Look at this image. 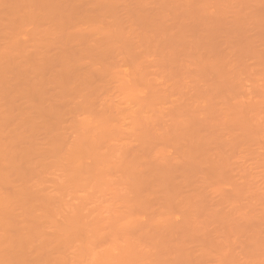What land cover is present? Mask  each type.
Masks as SVG:
<instances>
[{
  "label": "rangeland",
  "instance_id": "1",
  "mask_svg": "<svg viewBox=\"0 0 264 264\" xmlns=\"http://www.w3.org/2000/svg\"><path fill=\"white\" fill-rule=\"evenodd\" d=\"M51 1L52 2L53 1L59 2L60 0H0V29H1V32H0V54H1V56H0V95L4 94V96H5L7 94L6 97H4L3 95L2 96L5 98V101H8L9 99L7 97H9V94L11 93L13 95V97L11 96V94H10V97H12V98L15 97L14 98L15 100L11 99L9 97L11 99L10 100L11 102H12V100H14L13 106L17 104V103L15 104L14 102H18V100H19V104H18L19 106L16 105V107L18 109L15 106L14 107L12 106V108H13V110H12V108L10 106L11 109L9 111L8 105L7 106L5 105L6 107H4V105H3L4 98L3 99L0 98L1 101H3V103L0 101V105L2 104L1 105L2 107L0 106V109L3 110L4 108L8 107L7 111H6V109H4L5 112H4V110L3 111L0 110V116H1L0 120L2 119L1 120L2 122H0V146L1 145H3V147L5 146V148H2V146L0 147V149L2 148L4 150L3 151L1 149L0 154L3 155L2 153H5V155H6L9 151L11 152L12 150H13L12 152H15L14 148H13L15 146H17L15 148L19 149L18 151H20V152H18L15 149L16 153H19V155L22 154L19 157L18 154L15 155L16 153L13 154L12 152L10 154V152H9V154L7 156H5V157L3 156L4 158L2 156H1L2 158L0 157V251L2 250L3 246L4 247L6 246L2 250V253L0 252V257L5 259V256H7L9 258L10 254H11V253H9V251H10L9 249H11V248L13 249L15 247L16 248L15 251H13L14 249L13 250L11 249V252L12 251L13 252L10 256L11 257L10 260L5 259V262L7 261L8 264L11 263L10 261H12L11 264H19V263L21 264V262H19L21 260L23 261L22 262L23 264H26V263L27 264H60V263L61 264L62 263L63 264H101V263L105 264L107 261H108V263H106V264H117L118 262H121L120 264H133L131 262H135V263L137 262L138 264H146V263L147 264H264V165H262L264 162V154H263L264 153V149H263V147H264V144H263L264 143V110H261V109H264V106H262L264 104V86H263L264 77L263 78L259 77V78H262L261 79L262 81L258 78V76H260V75L262 76V74H261L262 72L264 74V67L263 68L260 67L263 71L258 67L259 63L261 64V66H264V62H263L264 57H262V56H264V53L262 52V51H264V46H261V43L264 42V40H263L264 39V24L262 25V23H264V0H212V1L211 0H171V1L161 0L163 2L168 1L167 5L165 4V2L163 3L160 0L159 1L158 0H156V1L155 0H122V1L121 0H119V1L113 0V1H111V2L115 3V4L112 3L113 6L111 5L110 0L109 1L105 0L106 2L102 1V3L104 2L103 4H99V2H101L100 0H82V1H80V0H67L68 2L66 0H64V1L61 0L59 3H64V5H66L64 7H66V8H63V6H62L63 4L62 5L58 4V2H54L55 3L54 4ZM116 1L119 4H117ZM81 2H83V3H81ZM85 2H86V4H88L90 2L91 7H90V3L87 7ZM108 2H110V4ZM120 2H122L124 5L120 6ZM170 2H171V4H170ZM107 3L112 7L108 6ZM160 3L162 5L165 4L164 7L161 6ZM193 3H195V4H193ZM51 4H52V7H51ZM176 4H179V5H176ZM198 4L200 7L198 6ZM203 4H205L206 6ZM46 5H47V7H46ZM55 5H58V6L61 5L62 7L60 6L58 8V6H57V9H59L57 11ZM99 5L101 6V8H100L101 10L99 9V7H100ZM103 5H106V6H103ZM139 5H142V6L140 7ZM201 5H203V6H201ZM72 6H74V7L72 8ZM169 6H170V9H169ZM43 7L45 8V10ZM75 7L76 8L78 7L81 10L78 8H77L78 10H76ZM103 7L104 8L106 7V9H104ZM142 7L143 8L145 7L144 10ZM171 7L173 9H171ZM187 7H188V9H187ZM203 7H205V9ZM52 8H54L55 10L52 11ZM70 8L74 9L75 11H72V9L70 10ZM109 8H110V12L106 13L107 10L109 11ZM111 8H112V12H111ZM165 8H167L168 10ZM174 8H178V9H174ZM181 8H183V9H181ZM46 9L50 10V12H47L48 10L46 11ZM63 9H64V11H63ZM66 9L68 12L70 11L69 13L67 12L68 14H65ZM82 9H84V10H82ZM138 9H140V10H138ZM196 9H197V12L200 11V14L202 15L201 17L199 16L201 19V22L207 23V24L205 23L206 26L208 25L207 28H206V26H204L205 25L204 23L200 24V19L198 20L199 13L194 12V11H196ZM113 10H114V13H113ZM154 10H156V11H154ZM170 10H172L173 12H175L174 10H176V12H175L176 15H173V13H171L172 11L170 12ZM204 10L206 13L204 12ZM56 11L57 12L60 11L59 12L60 14L58 13V16H57V13H55ZM85 11H89L88 14H86L87 12L85 13ZM180 11H181V13H180ZM46 12H47V14L50 13L49 17L52 16L54 18L51 17L49 19ZM77 12H79L78 13L79 15L77 14ZM103 12H105V13H103ZM52 13H55V15H52ZM184 13H186V14H184ZM193 13L198 14V15H195ZM61 14L64 15V17H65L64 20H62L64 17H61L62 16ZM80 14L82 17L80 16ZM179 14L184 16V17L181 16V20H180V18H178V16L180 17ZM224 14L225 15L227 14L228 18L223 17ZM59 15H61V16L59 17ZM204 15L205 16L208 15V18L206 16V20L208 22L204 20V18H205ZM239 15H240V17H238ZM44 16H46L47 18L45 17V19H44ZM85 16L89 17V18H84ZM176 16H177V18H176ZM56 17H58V18L55 19ZM221 17H223L224 20ZM235 17H236V19H235ZM59 18H62V19L59 20ZM218 18H219V20L217 21ZM225 18H226V20H225ZM261 18H263V20H261ZM48 19L50 22L48 21ZM71 19H73V20H71ZM85 19H89L90 21L85 23V21H84ZM233 19H235V20H233ZM98 20H99V22L105 21L106 25L104 24V22L102 23V25H101V22L98 24ZM173 20H175V21H173ZM214 20H216V21H214ZM95 21H97V23ZM115 21L117 23H115ZM226 21H228V22H226ZM235 21L238 22L239 28L237 26V22H235ZM48 22L50 23L49 26L47 25L49 29L47 27L45 29L44 26H46V23H48ZM69 22L71 23V25L68 27L66 24L69 25L70 24ZM94 22H95V24H94ZM184 22L187 24H185ZM18 23L19 24L22 23V25L18 26L19 25ZM196 23L200 24V25H197ZM226 23H228V25ZM234 23H236V24H234ZM74 24H76L74 29L78 30V31L76 30V34L80 33V35L74 34L76 39L79 38L78 41L75 39L76 45H75V41L73 40L74 36L72 34H71L72 36L70 35V33H73L70 30L73 31L72 28L74 27L73 26ZM143 24L144 25L147 24V25L144 26ZM212 24H214V25L216 24L217 27H215L216 25L214 26ZM172 25H175V26H172ZM188 25H190V27ZM193 25L196 29L198 27V29L197 30L195 29V31L197 33H199V35L194 31V27H192ZM220 25H222V26H220ZM223 25L224 26L226 25L225 26L226 28ZM229 25L230 26L235 25V28H237V30L235 28H233L234 26L231 28L235 29V31L231 30ZM71 26H72V28H71ZM116 26L119 28H116ZM201 26L204 29L205 28L206 29L202 30ZM212 26L215 27L217 29V31H216V29H213ZM219 26L223 29L224 32L221 30V28H219ZM242 26H245V28ZM56 27H58V29H59L58 32L60 31L59 34H57L58 33L57 30L54 29ZM114 28H116L117 30H115ZM246 28H247V30L244 31ZM47 29H48V32L46 31ZM52 29H54V30H52ZM179 29H181L182 31H179ZM207 29H209V30H207ZM224 29H226V30L228 29L227 32H225L226 30H224ZM239 29H241V31H242V32H240V33H242L241 37L239 34H236ZM37 30H39V31H37ZM49 30L51 32H54V31L55 32L49 34V32H50ZM66 30H67V32L69 30V32H68L69 38H67V39H66V37H68V36H67V33L65 32ZM154 30H155V32H154ZM213 30H214V32H213ZM41 31H43V32H41ZM231 31H234L233 32L234 34ZM39 32L41 34L44 32L45 33L43 35H41ZM216 32H218V33H216ZM228 32H231V34H229ZM74 33H75V31H74ZM210 34H211L212 38L209 37ZM216 34H219L220 36L216 37V36H218ZM225 34H226V37H225ZM246 34L249 35L251 38L249 36H247ZM62 35H64V37ZM180 35L182 36V38H180L181 37ZM237 35L239 38L237 37ZM243 35L244 36L246 35V37H249V38H247V39H249V41H246L247 39L244 38ZM146 36L148 39L146 38ZM44 37H46V38L43 39ZM213 37L215 39L217 38V40H214ZM231 37H235V40ZM242 37L244 38L243 41H245L246 43H244L242 41V39H243ZM149 38L151 39L150 41H149ZM252 38L254 39V41H252L253 40ZM145 39H147V40H145ZM218 39H220V40H218ZM238 39H240V40L238 41ZM3 40H4V42L6 40H8V41H6L4 43ZM66 40H67V42L69 40L70 41L68 42L67 45H64V48L67 49V47H68V49H70L71 52L73 49V47H71V46L73 44L77 47H79L81 45L79 47L80 51H78L79 48L76 47L78 50L76 48H74L77 50L75 55H74L75 50H74V53L71 54L70 51H68V49H67V53H69V55L71 54V57H74V59H76V60H78V58L81 57L80 54H84V56L83 55L82 56L84 58L86 57L85 60L83 57H81V58L83 59V61H85L84 63L87 62L86 65H88L90 63L87 67L84 66L85 64L83 65V67H81V63H80L81 58H80V62H79L80 64H78V62H76L77 64L74 62L75 63L74 65L69 64L70 60H71L70 63H73V61H72L73 59H70L71 57L69 55L68 56L70 58H67L68 56H67L65 49H62V48L59 49L58 48L59 45L60 46L63 45V42H66ZM182 40H184V43H182L183 42ZM197 40H198V42H197ZM146 41H148V42H146ZM160 41H161V43H160ZM199 41L201 42V44ZM212 41L216 42L214 44V48L217 51L213 48ZM240 41H241V43H239ZM7 42L9 43V45H11L10 47H8L9 45H7ZM47 42H48V45L50 44L49 46L47 45ZM170 42H171V44H170ZM219 42H221V43H219ZM247 42L248 43L251 42V45H249L250 43L248 44L250 47V50L248 49L249 47L247 46ZM71 43H73V44L70 46L69 44H71ZM108 43H110V44H108ZM189 43L191 46L189 45ZM217 43H218V45L220 44V46H216ZM237 43H239V44H237ZM243 43H244V45H243ZM51 44L54 46H56L55 44H58L57 45L58 47L56 48L57 53H54L55 48H54V46H51ZM107 44L109 45L107 47V49H108V52L110 54V55L108 54V56L110 57L114 53H116V55H117V56L113 55L114 58L110 61L107 60V59H109V57L106 56L107 49L105 47L107 46ZM150 44H151V46H150ZM209 44H211L210 47H209ZM221 44H222V46H221ZM4 45H6V46H4ZM236 45H238V46H236ZM245 45H246V48L244 47ZM262 45H264V43H262ZM15 46H17V48H14ZM94 46L95 47L97 46L96 48L100 47V48H102V50L105 49L106 52H105V50L102 52L103 53L105 52L104 55L106 57L99 55V54H101V55L103 54V53L99 52V50H100L99 48H98L99 50L97 49L96 51L95 50L92 51ZM251 46H252V50L253 49L255 50V51L253 50L254 52L251 50ZM25 47H27V48H25ZM145 47L147 49V52L145 50ZM217 47H219L220 49ZM109 48H111L110 50L113 52V54L110 53ZM14 49H16V50H14ZM81 49H82V52H81ZM192 49H194L195 51ZM22 50H23V52H22ZM58 50H60V52ZM129 50L132 51V55H133V52H136L135 53L136 56L138 53V62H137L138 66H134V68H133V69H135V67L138 68V70L136 69L138 75H135V76H134L135 73H133V74L131 73L133 70V69H131L132 64H133V62H131V61L133 58L130 59L129 56L131 54L128 53ZM237 50H238V53H237ZM50 51H52V52H50ZM91 51H92L91 56H93L92 61L91 62L86 61L87 58H90L86 54L90 55ZM94 51L95 52L98 51V54L95 53ZM213 51H216V52H213ZM250 51H252V52L249 53ZM257 51L263 55H261L260 53H257ZM13 52H14V54H13ZM58 52H59V54H58ZM87 52H90V53H87ZM231 52H232V54H230ZM21 53L24 55H22ZM62 53L66 54V55H63ZM220 53L222 54V57H221ZM252 53H254V54H252ZM2 54L5 55L4 59H3ZM57 54L60 57L66 56L64 58L61 57V59L63 61L61 59H59V60H61L62 62H65L66 64L68 63L67 65H70V66H68V67H67V65L62 66V65H64V63L59 65V63H62V62L61 61L59 62V60H58V62H59L58 63L57 59L55 61V58H59ZM235 54H237V55L239 54L238 57L240 56V54L243 56H240L239 57L240 59H239L238 57H236L237 55H235ZM246 54H248V56H246V58H248V59L244 58ZM258 54H259V57H258ZM18 55H19V57H18ZM56 55H57V57H56ZM199 55L201 58L199 57ZM216 55H218V56L216 57ZM148 56H150V57H148ZM224 56H226V59ZM255 56H256V58H255ZM229 57H231V60H233V61L229 60ZM1 58L4 60V63H1L2 62ZM5 58L10 59V60H6ZM104 58H107V59H104ZM111 58L112 57H110V59ZM227 58H228V60H227ZM232 58H235V59L238 58L237 62L238 63L241 62V63H239L240 67L238 65H236L237 64L236 60L234 61V59H232ZM66 59L68 60V62ZM157 59H159V60H157ZM251 59H252V61H250ZM255 59H257L260 62H258ZM259 59H261V60H259ZM90 60H91V58H90ZM106 60L109 62H107ZM156 60L159 62H156ZM171 60L174 62H172ZM216 60H218V61L216 62ZM247 60H249L252 63L249 62L250 63L249 64L248 62H246ZM5 61H7L8 63L10 62V64H8ZM223 61H225L224 62L225 64L223 63ZM229 61H231L234 64H232L231 62L229 63ZM254 61L257 62L256 65H255ZM140 62H142V63H140ZM147 62L150 63L151 65L148 64ZM176 62L178 65L176 64ZM214 62H216V63L219 62V65L214 63ZM5 63H7V64H5ZM139 63L141 64V66H139L140 65ZM210 63H212L211 66L214 65V67H211ZM221 63H223V65ZM240 64H242V66L244 64H247V65H245V66H247V68L242 67ZM251 64H253L254 67L256 66V68H254ZM76 65H78L76 67L77 70H75V67H74ZM147 65H149V66H147ZM155 65H156V67H155ZM162 65H163V67H162ZM217 65H218V67H217ZM220 65H221V67H220ZM235 65H236V67H235ZM152 66H154V67H152ZM164 66H166V67H164ZM223 66H224V68H223ZM158 67H161L160 68L161 71L159 70V72H157L159 69ZM202 67L204 69H202ZM28 69H29V71H31V70L32 71L29 72ZM38 69H40L39 72H37ZM200 69H202V70H200ZM256 69H258V70H256ZM79 70L82 74H78V73H80ZM136 70H135V72H136ZM19 71L22 72V74L20 76H19V74H20ZM23 71H25V72H23ZM34 71H36L35 75H34ZM41 71L43 74L40 73ZM207 71L209 73V76H208V73L206 74ZM232 71H233V73H232ZM254 71L255 72L258 71L256 73V75H255ZM260 71H262V72H260ZM15 72L18 74H16ZM56 72H58V73H56ZM162 72L164 75L160 76V74H162ZM201 72H204V73H201ZM245 72H246V74H245ZM250 72H251V74L253 73L254 75L253 74L250 75L249 74ZM116 73H118V74L116 75ZM157 73H159V74L156 75ZM23 74L24 75L26 74V76H24ZM32 74L34 76H32ZM54 74L55 75L58 74L57 75L58 78H56V76ZM119 74L121 75L122 78L120 77ZM122 74H123V76H122ZM204 74H206L208 78L206 77V75L204 76ZM42 75H44V78H41V81L37 82L39 80V77H41ZM76 75H78V76H76ZM79 75H82V76H80L81 78L79 77ZM100 75H103V76L101 77ZM113 75H116L115 76L116 78H117V76H119V77L116 80H114L115 78L113 77ZM130 75H131V77H130ZM173 75H175V76H173ZM65 76H66V78H65ZM104 76H106L107 78ZM178 76H179L178 81H180V79H181V81H180L181 83H179L177 81ZM254 76H257V77H254ZM30 77H31V79H30ZM59 77H61V79ZM62 77H64V78L62 79ZM75 77L77 78V80L75 79ZM78 77H79V79H78ZM98 77H99V79H98ZM170 77L171 78L174 77V78L171 79ZM52 78H54L55 81L52 80ZM119 78H121V81H124L125 78L127 80V81L125 80L126 83H124L125 81L122 82L126 86V89H125V87L122 88L123 85H121L122 87H120L121 90H123V91H125V90L129 91V89H130L132 91V93H134L131 88L136 89V87L139 86L138 88L142 89V87L144 86V88H143V89H145V90H143L144 92L141 89L140 90L136 89L138 91L137 93L135 92V94H138V95H136L138 97V98L136 97L137 99L134 96H133V98H131V99L135 98L134 100H132L133 102L138 101V104H136V106L138 105V108H137L138 110L134 107L135 102L133 103V102H131V100H128L130 102H128V104L126 103L128 96L132 97L131 96L132 93H128V91H127V95L128 94L129 95L126 96L124 92L119 91L120 89H119L118 85H119V83L121 84V81H119ZM164 78L165 79L167 78V79L165 80ZM197 78H199V80ZM203 78H205V79H203ZM103 79L104 80L107 79V80L102 81ZM221 79H223L224 81L226 80V81L225 82L223 80L221 81ZM234 79L238 82L236 83V81ZM56 80L60 84L57 83L58 85H55L54 83H56ZM78 80H79V82H78ZM130 80L133 83L134 82L135 83L134 84L131 83ZM44 81H45V83H44ZM52 81H54V83H52ZM82 81H84L83 84L86 83L88 85L87 87H86V84L83 85L85 90L83 88L81 89ZM113 81H116V82L114 83ZM173 81H174V83H173ZM25 82H27V85ZM30 82H31V84H29ZM41 82H43V84ZM61 82H63V83L61 84ZM117 82H118V84H117ZM198 82L200 84V87H198L199 86L197 84ZM219 82H221V83L219 84ZM222 82H223V85H221ZM38 83H40L39 86L35 85ZM130 83L134 86H131ZM136 83H137V86L135 85ZM148 83H149V86H148ZM150 83H151V85H150ZM160 83H162V84H160ZM183 83L188 85V87L186 85H184ZM238 83L241 85H238ZM52 84H54V85H52ZM195 84L197 87H195V90H194ZM218 84L222 88V89L219 88V90L223 95L220 94L218 91V87H219V86H217ZM224 84H225V86H224ZM236 84L239 86V88ZM23 85H25V86H23ZM59 85H60V87L63 85L65 90L66 89L70 90V91L75 90L74 92L71 91V92H73L72 94H71V92H69L70 95L66 94V93H68V91L66 93L64 92L67 95V97L69 96L72 99V97H74L76 94V96L80 97L81 100H79L80 98L79 99L74 98V100L72 99V100H70V102H68L69 101V98H68V100L66 101L65 98H67V97L62 96V95H60V93H58V90L64 89L63 87L59 88ZM111 85H112V88L109 92ZM163 85H164V87H163ZM179 85L184 86L183 89H181L182 86L179 87ZM226 85H228V86H226ZM54 86H55V88H54ZM151 86L153 88V90H151L152 88H150L152 93L155 90V95L153 93V97L150 94L151 91L149 90V87H151ZM153 86H155V87H153ZM240 86H242V87L240 88ZM41 87H43V88H41ZM51 87L54 90L57 89V91L52 92L54 90L50 89ZM157 87H158V89H157ZM185 87H186V89H185ZM213 87H215L217 90ZM229 87L234 88V90L229 88ZM25 88H28V89L30 88L29 91H27V93H26ZM178 88L181 91H183V92H181L179 90L181 94L178 92ZM196 88L199 89L200 91H198V90L196 91ZM32 89H33L32 96L35 95L36 99L34 100V98L30 97L29 100L33 99V108H31V106H30L31 103L28 104L29 106L23 105V108H22L21 107L22 104L27 105V102L26 103L24 102V100L26 101V99L21 96L22 98H24V100L22 99L23 101L21 100V102H20V99L16 100V97L17 98L20 97V92H22L21 95L31 96ZM34 89L35 90L37 89L36 91L43 92V94L47 93L46 95L43 96L45 98L44 99L42 98L44 101V103L42 105L40 104L38 106L37 103L40 101H38L39 97H38V95H36L37 92H35ZM47 89L51 90V92L49 91V93H48ZM86 89H88V90H86ZM201 89H203V90L205 89V90L203 91ZM89 90L91 92L88 94ZM210 90H211V92L212 91L213 92L212 93H206V92H210ZM238 90L240 92V93L238 92V94H240V96L241 95H243V96L240 97L237 94L236 91H238ZM79 91H81V92H79ZM146 92H147V94H146ZM197 92H200V94L196 95ZM224 92L226 95L224 94ZM39 93L40 92H38V94ZM61 93H63L62 90H61ZM107 93H108V95L109 94L110 95L108 96ZM15 94H16V96H15ZM189 94H190V96H189ZM219 94L221 95V97ZM59 95L62 97H65L64 99L67 102V103L66 102L65 103L67 104L68 107H66L65 103L62 102V101H64V99L62 100V97L60 98ZM82 95H83V97L85 96L84 98H86L87 101L85 99H83ZM124 95H125V97H124ZM171 95H173V96H171ZM176 95H178V97ZM184 95L188 98L190 97L192 99V101L188 98L186 99V97H184ZM199 95H202V97H204V98H201ZM2 96H0V97H2ZM47 96L49 99L46 98ZM57 96L60 99H57ZM205 96L207 98H206V100H203V99H205ZM223 96L226 97L228 101L226 100V98H223ZM52 98H56L57 100L54 99L55 100L54 101V100H52ZM123 98L124 99L126 98L125 103H124L125 100L123 101ZM197 98H199V99L201 98L202 100L200 101ZM221 98L224 99L223 101L229 102L230 105H229V103L223 102ZM6 99H8V100H6ZM98 99H99V101L100 100L102 101V102H100V103H102L101 105L98 102ZM181 99H182V101H181ZM29 100H28V102H29ZM58 100H60L61 103ZM82 100L83 101L85 100L86 102L84 103ZM142 100H143V102H142ZM187 100H190V102ZM35 101H37V102H35ZM45 101H46V103H45ZM71 101H73V103H71ZM88 101H91V102H89L91 104L88 103V106L93 105L94 106L93 108H95V109L98 106L99 109H101V111L99 112L100 114L98 112L92 113L91 110L93 108H91V107L87 108L86 107L87 105L85 106V104ZM153 101H155V103H153L154 109H153L152 104H150ZM198 101L201 104H199ZM206 101H207V103L211 102L210 103L211 105L210 104L208 105L206 103ZM34 102L36 104H34ZM144 102H146L147 107L144 105ZM182 102L187 103L189 106L184 105V103H182ZM62 103H63V105H62ZM78 103H79V105L83 103L82 106H84L83 107L84 109L87 108L86 111H84V109L81 107V105L79 106L80 111H79V109L77 110L78 105L76 106V104H78ZM131 103H133V107H134V109L131 107L132 110L130 109V106L132 105ZM147 103L149 106L147 105ZM175 103H176V106H175ZM180 103L183 104L185 107L183 105H181ZM224 103H226V104L224 105ZM259 103H263V104H259ZM4 104H6V102ZM123 104H124V106H123ZM155 104L158 106H156ZM233 104H235V105L237 104V107L235 106L236 107L235 108ZM161 105H164V106H161ZM179 105H181L183 109L186 108V111H185V109H184V111H183V109L181 111L180 110L181 107ZM207 105L210 106L209 109H212L213 107H215V108H213L215 111L211 110V112H210ZM226 105L227 106L229 105L230 109L228 108L229 106L227 107ZM143 106H145V108ZM190 106H191V108H190ZM198 106H199V109L196 110L198 108ZM202 106L203 107L207 106L206 108L208 109V111L206 108L202 109L203 108ZM231 106H232V108H234L236 110L235 111L233 109V111H235L234 113H232L233 111H232ZM239 106L240 107L242 106L241 109L238 108ZM98 107H97V109H98ZM159 107L161 108V110L158 109ZM259 107L261 109H259ZM19 108L21 111L19 110ZM26 108H27V110L23 111ZM28 108H30V109H28ZM177 108H178V110H177ZM188 108H189L188 113L190 112L191 116H189L190 114L187 113ZM216 108L217 109L222 108L221 110L222 111L224 110L223 115H222V111L219 109L217 110ZM81 109L83 112L81 111ZM95 109H94V111L97 110V109L96 110ZM118 109L120 111H122V109H123L122 112L123 113L126 112V114L127 113L131 114L133 112V110L135 111V109H136L137 113L133 112L131 115L129 114L128 116H126L125 113L123 115ZM125 109H127L129 111L128 112L124 111ZM238 109H239V111H237ZM11 110L13 111L12 113H11ZM200 110H203V111L206 110V112L202 113V111H200ZM240 110H241V114L244 111V113H243L244 116H248V117L246 118L243 116V114L241 115ZM251 110L252 111L255 110V112L258 110L256 112L257 114L256 113L255 114L259 115V116L254 118V116H256V115L253 114L254 112H252ZM27 111H29L28 114L30 113L28 116H27V114L25 115V113H27ZM87 111H88V113H86V114L89 116H88V118L87 117L84 118L85 121L87 120L86 124H85L84 119H83V121H81V120L83 118L82 116L86 115V114H84V112H87ZM102 111H105V112L108 111L107 113L109 114V116H110V113L113 114L116 112L115 113L116 116L113 115V117H110V118L106 116L102 119L101 118L102 115L103 116L108 115L105 112L101 113ZM118 111H119V114H118ZM148 111H149V113H148ZM198 111H200L201 113ZM229 111H232V112H229ZM16 112L19 116H21L23 114L24 115L21 117L18 116L21 119H18L19 121L17 120V122L15 121V123H14L13 121L16 118L15 117L16 114H14V116H13V113H16ZM21 112H22V114H21ZM183 112L186 114L184 115ZM212 112H214V115L210 114ZM216 112H218V113H216ZM236 112H239V113H237L238 118L236 117V119H235V116H237ZM177 113L178 114L183 113V115L177 116ZM205 113H207L206 118H205ZM208 113H209V115H211L210 116L211 119H208L209 118ZM224 113H225V115H224ZM81 114H83V115H81ZM94 114L100 115V117H98V118H100V120L102 119L101 123L97 122V121H100V120H98L97 116L96 117L93 116L92 118L90 117V115L92 116ZM192 114H194V116L196 114L195 118L198 116L199 120H197V118H196V120L195 119L192 120V118H194L192 116ZM260 114H262V116ZM2 115H3V117H2ZM4 115H6V116L4 117ZM232 115H235V116L233 117ZM239 115H240V117H239ZM9 116H10V118H9ZM119 116L121 117V119L118 121V119L120 118ZM137 116H138V119H137ZM181 116H183L185 118H183ZM212 116H213V118L215 117L216 121H214V119H212ZM231 116L233 117V119H235L234 121L231 118ZM28 117H29V120H28ZM122 117H124V118H122ZM177 117H178V119L176 120ZM179 117H180V119H179ZM3 118H5V119L3 120ZM13 118H14V120H13ZM105 118H107L108 120L110 119V121H111L110 127L108 129H110L111 126H112V128L109 131L112 132V129L116 128V130L114 129L115 130L114 133L116 135L115 138L118 136L119 139L117 138V140H116L114 137L111 138L110 135H112V134L114 135L113 132H112V134L108 133L106 135V138L108 136V139L107 140H106V138H103V139H104V141L106 140V142L109 145L106 142L102 141V143L104 142L105 146L103 144H102L103 146L101 144H100L101 145L100 146L98 141H96V138L97 137L99 138V136H100L99 134H101L102 136H105L104 134L101 133L104 131L103 129H105L107 127L104 125L107 122V120ZM181 118H183V119H181ZM223 118H224V120H222ZM257 118L259 121L257 120ZM6 119H8L7 122H5ZM104 119H105V123L103 122ZM150 119H152V121H150ZM190 119L194 122H192ZM201 119H203V120H201ZM204 119H205V121H204ZM237 119H239V120H237ZM255 119H256V121H255ZM23 120H25V122ZM26 120L29 123L26 122ZM136 120L138 121L137 122L138 124H135ZM3 121L5 123H3ZM8 121H10V123ZM92 121L95 124L92 123ZM177 121H181V122L184 121L185 123L184 122L179 123ZM189 121H191V122L189 123ZM198 121L201 123H199ZM210 121L212 124L210 123ZM226 121H228V123H229L228 125H227ZM229 121H232L231 125H230ZM109 122H108V126H109ZM195 122H196V124H198V126L196 124H191V123H195ZM205 122L207 125H205ZM7 123H9V124H7ZM97 123H98V126L101 125L102 127H105V128L98 127ZM224 123H225V125H224ZM115 124H118L119 126L117 127ZM176 124H178V125L181 124L183 127L179 126V129H177L178 127ZM186 124L190 125V126H188L189 127L188 129L186 127ZM199 124L201 126H199ZM233 124L235 127L233 126ZM114 125H115V127H114ZM123 125H125V126H123ZM135 125H138V126H136L138 128L134 127ZM193 125L195 127H193ZM37 126H40L41 129L43 128L42 130H44V133L42 130H40L41 133L43 134L42 136H40L41 133H39V130H38V129H40V127H37ZM89 126L90 127L96 126L100 130L99 129L97 130L96 127L95 128L93 127L94 129L91 128L92 130H95V129L97 130V131H95L96 133H94V131L90 130ZM130 126H132V127H130ZM175 126H176V129H175ZM184 126L186 127L187 130L184 128ZM212 126H214V128ZM231 126H232V128L233 127L235 128L232 130V132L227 129V128L231 129ZM36 127H37V131H33V130H36L35 129ZM119 127H121V128H119ZM200 127L205 128V129L204 128L201 129L204 131L203 133H201L202 131H200ZM209 127H210V129H209ZM225 127H227V128H225ZM245 127L247 130L245 129ZM222 128H225V129H222ZM101 129L103 131H101ZM117 129H120V131H122V132H119L118 134H116V132L119 131ZM132 129H134V130H132ZM212 129H214V130L217 129V130L212 132ZM226 129H227V131H226ZM244 129H245V131H243ZM123 130H125V131L123 132ZM209 130L211 131L210 133H209ZM234 130H235V135L231 134V133H233ZM236 130H237V132H236ZM31 131H33L34 133L37 132L39 134V136L41 137L40 138L38 136L40 138L39 141H38L39 138L36 137L38 134L32 133L35 136L34 137L33 135H31ZM99 131H100V133H99ZM167 131H170V132H167ZM218 131L220 132V134ZM91 132H93L94 134H92ZM125 132H127L126 134L129 133L130 135H125ZM171 132L176 133V134H171ZM205 132L207 134L209 133L208 134L209 136H207L208 138H210V137L212 138V140L210 139L211 144H212L213 138L216 140V141L214 140L216 144L213 143V145H216V146L213 147V145H212V147H213L212 149H215L218 146L217 144H219L218 141L220 138H221V142H222L221 144L222 145L220 144V146L218 147V150L223 149L224 147H225V150L223 149V152L226 151V149H228L230 147H232V150H233V149H236L235 146H237L238 149L239 148L241 149V150L239 149V151H238V149L233 150V151H235V154H233V151L230 148V152L228 151L230 154L226 155L227 156L226 159L228 157L231 158V160L229 158L227 159L228 161L226 160V162L228 163L227 166L231 164L230 166H228V168L229 169L232 168L231 170L233 172L236 169V173L238 172L237 174L235 172L234 173L232 172L233 173L232 174V173H230L231 170H228L229 171L228 173H230V175H228L226 173L227 170L224 171L225 169H228V168H225L226 163L224 165L225 158H223L224 159L223 164L221 165V162L218 163L219 167L217 166V168H216L215 165H217V162L221 161L220 158H219L220 160L217 161L218 159H217L216 155L218 153L222 152V150H220V152H219L217 150V148H216V150L218 151V153L216 155L212 156V155H210V152L208 154V156L209 155L212 156L213 159H210L211 157L210 158L208 157V158L210 159V161L212 160L214 162V164L216 163L215 165H213L212 161L211 162L209 161L210 163L208 161H207V163H206V161H204V163H203L202 162L203 160H200L201 158H196L195 160L193 159L196 157V155H195V157H193L194 153H193V155L191 154L192 151L190 150V148L188 146L193 145L197 148V146L195 144H192V142L193 143H194V141H195V143L198 141L200 142L203 139L202 137H204V135H205V137L203 140H205L206 144H208L209 139H206V133ZM216 132H218V135H216L217 134ZM225 132H226V134H225ZM227 132H229V133L227 134ZM120 133H122V134H120ZM165 133H167L168 136ZM179 133H180V135H178ZM200 133H201V135H199ZM222 133L224 134L223 137H222ZM96 134H98L99 136H97ZM182 134H183V136L185 135L184 139H181V137L183 138V136H181ZM197 134L199 136H201V138ZM242 134H243V136H242ZM94 135H96L97 137ZM193 135H195L196 137H198L201 140L196 139V137ZM219 135H220V137H219ZM109 136H110V138H109ZM176 136L177 137L181 136V137H179L180 139L175 140V141H176V143H178L177 141L181 140V142L179 141V143H180V147L182 146L183 149H184V147L186 148V146H187V145L185 146L184 144L188 143V141L190 143V141H191L190 144L188 143V146L186 148V149L190 150L191 152L190 151L188 152L186 149L182 151V148H180L178 144H177L178 146L176 144H174L173 139H174V137L177 139ZM225 136H227V137L225 138ZM217 137H219V138H217ZM230 137H232V139ZM14 138H16L15 142L12 141V139L14 140ZM18 138L20 139V142L18 141ZM32 138L33 139L37 138V139H36V141L35 140L33 141ZM122 138H123V140H122ZM257 138H258V146H256V144H257L256 139ZM8 139H10V140H8ZM21 139H22V141H21ZM30 139H32V141H30ZM56 139H57V141H56ZM168 139H169V141H168ZM193 139H195V140L193 141ZM224 139L226 142L229 141L228 142L229 147L223 146L224 145L223 144ZM227 139H229V140H227ZM23 140L26 142H24ZM112 140H113V142H111ZM146 140H149V143ZM232 140H234L232 142L233 145L230 142ZM247 140L249 141V144H250L249 147H247L249 145L247 143L248 142ZM235 141H237L238 144L235 145V143H236ZM21 142H24V143L21 144ZM30 142H32V145ZM201 142L203 144V141H201ZM244 142H246L247 145ZM259 142H261V143H259ZM18 143H20V145H24L23 147H24L25 151L23 150V147H21V146H19L21 148L18 147V145H19ZM122 143H124V144L122 145ZM143 143L148 144L149 147L147 148V145L146 144L144 145ZM251 143H255V145L254 144L252 145ZM16 144H18V145H16ZM27 144H28V146L29 145H31V146H29V148H28ZM106 144H107V146H106ZM206 144L204 143V146ZM241 144H243V145H241ZM125 145H127V146L125 147ZM183 145H184V147H183ZM200 145H201V143H200ZM200 145L198 143L199 147H200ZM225 145H227V143ZM10 146H11V148H10ZM25 146L28 149L27 154H25V152H26ZM144 146H146V147H144ZM204 146L201 145V147H204ZM238 146H240V147H238ZM260 146L261 147L263 146V147L261 148ZM143 147H144V149L146 148V150L148 149L149 151H150V149L154 150V151H152V153L153 152L154 153L151 155L150 154L151 152H149V151H147L149 154L147 152L146 153L143 152V151H146L143 149ZM175 147H177V149L180 148L179 150L181 152L178 150L176 151ZM247 148L248 149L250 148L251 152L254 151L253 152L254 154L253 153L250 154V151L249 150L247 151ZM20 149L23 151H21ZM127 149H129V151ZM191 149H194V148L192 147ZM199 149H201V148H199ZM202 149H205V148H202ZM124 150H125L126 156H124V153H122V152H124ZM126 150H127V152H126ZM206 150H208V149L206 148ZM195 151H193V152H195ZM198 151H200V150H198ZM209 151H210V149H209ZM261 151H263V152H261ZM28 152H29V154H28ZM182 152H185L188 156L191 154V157H192L191 160H193V161H196L198 159L196 162L200 163V165H202V166L201 167L196 166V170L201 175H197L198 172L196 174V172L191 171L192 169L194 170L195 166H194V168L190 166L191 170H190V168H188L190 163H192L191 160H188V162H190V163H188V167H187V165L182 164V168H180L182 170H179V166H178L179 160H180V163L181 162L185 163V160H187V155L185 153H183L186 155V159H185L184 156L182 155ZM223 152L221 155H225L224 153H228V152H224V153ZM131 153H133V155ZM136 153H138L137 154L138 156L134 155ZM236 153H239V154L236 155ZM12 154L14 155L13 157H12ZM23 154H25V155L23 156ZM146 154H148V155H146ZM199 154L197 155V157L201 156V154L204 155L205 152H204V154L203 153H201L200 155ZM10 155L12 158H14L16 160H14V159L11 160ZM96 155L99 159L95 158ZM128 155H130L129 158H128ZM150 155H151V157H147ZM153 155L155 156L154 159H152ZM176 155L179 157V159ZM234 155H236L240 160L237 159L236 157H233ZM15 156H16V158H15ZM135 156H137L139 158L135 159V158H137ZM240 156H242V157L240 158ZM257 156L260 158H258ZM143 157L145 158V160L148 158V160L146 162L148 163L149 166L151 165V168H148V169H146L147 167L144 168V165H145L144 162L145 161L143 160L144 159ZM182 157L184 158L183 159L184 161H181ZM203 157H202V159H203ZM130 158H132V159L130 160ZM208 158H205V159H208ZM233 158H234V161H236V162H234L232 160ZM127 159H129L130 161H132L134 159V160H136V162L135 161L130 162V161H127ZM140 159H142V160H140ZM175 159H177L178 161L176 160V162H175ZM189 159H190V156H189ZM151 160H153V161H151ZM159 160H160V165L162 166V164H163V166H166L165 170L166 171L168 170V172H167L168 174H165L166 173V171H165L164 175L166 176V175L170 174L169 176H171V178H169V176H166L169 178V179L167 178V182H166L169 187H167L165 184L166 187L164 186V188L163 187L160 188L161 183H165L164 180L166 179V177H164L165 179H162L163 178L162 176H164V175L161 176V174L160 175L157 174L158 176H156V174H155L156 171H159V170L161 171V169H162V168L160 169V167L158 166ZM238 160L242 161L243 163L240 164V162ZM98 161H100L99 164H98ZM138 161H142V162L144 161L143 162L144 165L141 166L140 164H142V162L139 163ZM155 161H158V162L155 164ZM229 161L230 162L233 161V164L234 163L235 164L233 165ZM127 162L130 163V168L134 164H138V163L141 166V168L138 166V168H140V169H136L137 173L134 172L135 168H137V165L135 168L132 167V169L134 168L133 174H138L139 176L138 175L137 176L141 180V181H139L137 178V181L141 182L140 183L141 185L138 184L137 187L140 189L134 188V192H132L133 191L132 187H134V186H131V185H133L134 182H136V175L135 176L133 174H132L133 176L131 175L132 169H127L129 166V163L127 164ZM150 162H152V163L154 162V164H155L154 170L152 168V166L154 164L152 165V163L150 164ZM237 162H238V165H237ZM198 163H196V165H199ZM205 163H206V165L208 164L207 167H204ZM211 163H212V165H211ZM171 164L178 166V167L174 166V168L178 169L176 171L177 173L174 172L175 173L174 174L171 171L174 174V176H172L171 175L172 173L170 172L171 168L174 171V168L171 167ZM186 164H187V162H186ZM219 164L221 165V167ZM179 165L181 166V164H179ZM183 165H185V166H183ZM191 165L193 166L194 163ZM209 165L211 167H214L215 169L214 168L213 169L215 171L212 170ZM223 165L225 166L224 169L220 170L219 168H222ZM239 165H240V167H239ZM156 166L158 167V170L156 169L157 168ZM168 166H170L171 168L169 167L170 168L169 169ZM208 166H209V169L212 170V172H211V170H207ZM235 166H238L239 168H242V169L240 170L238 167H235ZM185 167L187 168L186 171H185ZM234 167H235V169H234ZM198 168H201L200 171L203 173L205 171L204 175L205 174H208V175H205L206 177L203 178L204 175H202L203 173H201ZM202 168L204 170H202ZM149 169H152V170L150 171ZM217 169H219V170L217 171ZM145 170L147 172L149 170L148 174ZM128 171H130V172H128ZM181 171L185 172V175ZM244 171H245V173H244ZM152 172H155V173H153V174H155L154 176H152ZM178 172H181L182 175L178 174ZM186 172L187 173L189 172V174H187ZM218 172H220L219 175H218ZM240 172H241L242 176H241ZM128 173H130V174H128ZM139 173H141V174H139ZM149 173H151V176ZM159 173H161V172H159ZM214 173H216V176L214 175ZM222 173H224V176H226L225 174H227L229 178L224 177ZM27 174H28V176H27ZM162 174H163V172H162ZM244 174H245V176H244ZM21 175H23L25 177L21 178ZM130 175L133 178L135 177L133 184H131V182L133 180L130 181L132 178ZM178 175H180V176H178ZM230 176H232V177H230ZM184 177H185V179H184ZM24 179H27V180H24ZM170 179H171L172 183L170 182ZM204 179H205V181L206 180L207 181L205 182ZM229 179H230V181H229ZM20 181H21V183H20ZM126 181H128V183H130V184H127ZM183 181H184V183H183ZM143 182H144V185L142 184ZM168 182L171 185H169ZM232 182L237 183L238 186H236V184H231ZM153 183L157 184L158 186H156ZM173 183H175V184H173ZM180 183H181V185H180ZM185 183L187 184V186ZM206 183H207V185H206ZM208 183H211L212 185H214V187L210 186L211 184H208ZM159 184H160V186H159ZM182 184H183V187H182ZM128 185H129V187L127 188ZM153 185L155 187H153ZM130 186H131V188H130ZM173 186H175V187H173ZM172 187H173V189L175 188L174 190L178 189L180 192H181V189L184 188L181 192L183 195L181 194V196L179 198L178 197L179 194L178 195L174 194L175 191L173 192V189L171 190ZM152 188H153V190H152ZM165 188L166 189L169 188L168 190L173 192V194L171 192H169L168 190L166 191ZM247 188H250V189H248L249 192H247ZM135 190H136V192H135ZM195 190H196V192H195ZM152 191H154L155 193ZM160 191H161V193L164 192L163 195L158 193ZM197 191L198 192L200 191L198 194H199V197H201V200L204 199V198H202V196L204 197L203 194H201L202 196H200L201 192H204L205 196H207L209 198V199H206V197H205V199H204L205 201L207 200L206 202H208V201L210 202V203H206L208 205H204V206H206V210H207V208L210 207L208 210V212H209L208 214H210V216L207 215L208 218L210 217L209 219L207 217H205V214L201 215L202 213L198 210V208H197V211L200 213L194 212L195 213L194 214L193 212H190V211H193L194 206H192V210H189L191 204H193L195 202V198L198 197L197 196L198 194H197L196 197L194 198V202H191V204H190L189 202L192 200L191 194L193 196V193L196 194ZM167 192L171 193V194L168 193L170 195V197L168 196V194H166ZM136 193H138V196ZM150 193H151V195H150ZM250 193H251V195H250ZM164 194L167 195L166 200L163 198ZM195 194H194V196H195ZM219 194H220V196H219ZM157 195H158V197H157ZM171 195H173V196H171ZM187 195H189V196H187ZM136 196L138 197L137 205L138 204L140 205L141 202H144L145 205H146V203L151 204L152 206L155 205V208H152L151 205H150L151 208L149 205H146L149 207V208L147 207L148 211L146 210L147 212H143L145 205L144 206L143 205L142 206L136 205L137 207L134 205V204H136L135 201L137 200ZM161 196H162V198H161ZM185 196H187L185 198L187 201H186L185 205H183L185 202V200L183 198ZM123 197L126 199V201H124ZM147 197H149V198H147ZM164 197H166V196H164ZM168 197L170 198V201H169ZM212 197L213 198L215 197V200ZM216 197H217V199H216ZM187 198H190V200L188 201ZM131 199L135 202L134 204H133V201ZM162 199L165 200L166 202H164ZM228 199H229V201L227 202L226 200H228ZM172 201H174L173 204H172ZM196 201H199V199ZM205 201H204V204H205ZM222 201H224V202L226 201V202L224 203ZM160 202L162 203L161 205H160ZM169 202H171V203H169ZM215 202H216V204H215ZM166 203H168V205ZM127 204H129L128 207L131 206V204H132V206H131L132 210L133 211L135 210L134 212H132V213H134V215L130 216L132 214L131 213L132 210H130V207L128 208V212H130V213H128L127 210H125V208H127ZM169 204L172 205V207ZM157 205H160V206H157ZM133 206H135V208ZM169 206H170V208H168ZM184 206H187L188 208L184 207ZM204 206H202L203 208H201V210H203V211L205 208ZM121 207H122V210L120 213V211L118 209H121ZM138 207H142L143 210H142V208L140 210V208H138ZM160 207L162 208V211L160 210ZM163 207H164V210H163ZM196 207H199V206L196 205ZM196 207L194 208V211H196L195 210ZM136 208H138V210H136ZM123 210H125V213L129 214V215L127 214L129 219H128V217L127 218L125 217L126 219H128L127 221L123 217V215H124V213H122V212H124ZM150 210L151 211L154 210V212L153 211L151 212ZM188 210L191 214L188 213ZM158 212H160V214ZM161 212L162 213L166 212L165 216H164V213L162 214L164 216V219H163V216L161 215ZM153 213L154 214L156 213L155 216ZM158 214H159V217H157ZM196 214L201 215L202 218L198 219ZM116 215H117V217H116ZM120 215H122V216H120ZM135 215H136V218H135ZM191 215H192V217L195 216L194 219L192 218V220H195L197 218L196 221H192V220L190 221L189 220V216H191ZM133 216H134V218H132ZM149 216H151V217H149ZM161 216H162V219L160 218ZM201 216H198V217H201ZM148 217L150 219H148ZM156 217H157V219H156ZM115 218H119V220L121 218H122V220L125 219L124 221H122V223H125L126 225L129 224L128 225L129 230H131L132 228L136 230V228H137L136 226H138V229H137L138 231L132 230L133 232L132 231L128 232V233H130V235H132V234L134 235V233L136 232L134 236L135 237L138 236L137 239L139 240V241L138 240H136V241H138L141 244V245H139L138 242L134 241L135 246H136V243H138L137 244L138 248L134 246L136 248V250H131L129 252L132 255L127 253V254H125L126 256L123 254V257H122L121 252L119 253V250H121L119 248H124V250L130 249L129 246H127L130 244L129 242L126 243V246L128 247L127 248L125 246V243L123 242L124 240L123 241L117 240L118 236L120 237V240L123 239V237H121L120 235H122L124 232L122 234H114L113 235V234H111L113 231L111 232V229L107 228V227H109L110 223H111V228H112V226L115 224V223H113V225H112V219H113V222H115V220H114ZM130 218L133 220L135 219L134 220L135 223H133L134 221L131 220ZM230 218L233 220L231 225L233 223H235V224H233L231 227L230 222H229L228 225H230L229 227H231V228H233V226L235 228L238 227V230L233 228L236 232H234V231L231 232L233 229H231V228L229 229V227L227 228V225L225 226V224L228 223V221H230ZM152 219H154V220L151 221ZM158 219H161V221ZM187 219L190 222H188ZM224 219H226L227 221L223 224ZM119 220L116 219L117 222ZM207 220H209V221H207ZM129 221L132 224L127 223ZM187 222L192 223L194 226L192 224H191L192 226L188 225ZM236 222H237V224H236ZM149 223H150V226H149ZM152 224H154V225H152ZM116 225H117V223H116ZM188 226L189 227L191 226L194 228L190 229ZM10 227H11V229H10ZM117 227H118V225H117ZM148 227L150 230L148 229ZM165 227L166 228L169 227L168 228L169 230L171 228L173 229V227H175V229H174L175 231L174 230L172 231L173 235H172V233L170 234L171 231H169V230L166 232ZM6 228H7V230H6ZM176 228H177V230H176ZM144 229H145V231H143ZM179 229H181V231L183 230V233L180 232ZM187 229L188 230L190 229L191 231L185 232ZM228 229H229V231H228ZM108 230H110V231H108ZM113 230H115L116 232L119 231V229L118 230H117V228L115 229V225H114ZM155 230L156 231L158 230L159 233L162 232L161 233V235H162L161 239L165 240V242H166V243L164 242L165 245H167V243L169 244V245H167L168 248L170 247L169 251L167 250L170 253H167L163 257L161 256L163 254L158 253L159 249H157V250L153 249V246L155 245L156 242L153 245L152 243L154 242V240L151 241L152 240L151 237L152 236L159 237L158 235H155L156 233L159 234L158 232H154ZM7 231H10V232L8 233ZM107 231L110 232V234L112 236H114L113 237L114 240L112 239V236L108 234ZM124 231H125V229H124ZM146 231L149 233H147ZM143 232H145V233H143ZM176 232H180V233H176ZM11 233L13 235L12 239H14V236L17 238V240L20 238L19 239L20 242H18V243H17L16 239H14L15 241L13 240L14 242L17 243V245L19 243H21L20 245L16 246V243H14L11 240L15 246L14 247L10 246L11 237H10V239H8L9 238L8 234L10 236H12ZM105 233H107V234H105ZM119 233H121V232H119ZM128 233H126V234H128ZM142 233H143V235H142ZM184 233H186V234H184ZM234 233H236V234H234ZM6 234H7V236H6ZM144 234H146V235L144 236ZM150 235H152V236L149 237V239H148V236H150ZM110 236H111V238H110ZM135 237H134V240H135ZM130 238L133 239V237L130 236L129 238H126V241L128 239L130 240ZM144 238H146V239H144ZM115 239L117 241H115ZM156 240L157 239H155V241ZM2 241H4L3 243L5 245L1 244ZM204 241H207L205 245L203 244ZM122 242H123L124 246H123ZM134 242H132V240H131L130 247H131L132 243H134ZM159 242L163 243V241H159V239H158V243ZM8 243H9V245H8ZM207 243L210 246V248H208V249H211V251H209L210 254L206 251L208 255L204 252V248H203L204 246L207 245ZM121 244L123 247H119ZM21 245H22V248H21ZM158 245H155L157 247L154 246V248H158L159 247ZM213 246H216V247L218 246L217 248H219V249L222 248V246L226 248L225 252H223L224 255L226 256L225 257L226 260H224V257H223V259L220 258L219 253H218L219 256H218V254H216V252H215L216 249L215 248L213 249ZM116 247H117V249H116ZM134 247H133V249H134ZM161 248H163V247H161ZM180 249L183 250L184 254L182 251L178 252V250H180ZM3 251L6 252L7 254L4 253ZM128 251L126 250L124 252H128ZM217 251H218V249H217ZM221 251H223V249ZM165 252H163V253L165 254ZM181 253L183 255H181ZM2 254L3 255L5 254V255L2 256ZM119 254L121 257L119 256ZM248 254H250V255H248ZM159 255L161 256L160 258H159ZM4 259L3 260L1 259L2 262L0 261V264L3 263ZM23 259L26 261H24ZM5 262L3 264H5Z\"/></svg>",
  "mask_w": 264,
  "mask_h": 264
},
{
  "label": "bare ground",
  "instance_id": "2",
  "mask_svg": "<svg viewBox=\"0 0 264 264\" xmlns=\"http://www.w3.org/2000/svg\"><path fill=\"white\" fill-rule=\"evenodd\" d=\"M60 1H61V0H60ZM60 1H59V2H60ZM63 1H64V0H63ZM66 1H67V0H66ZM80 1H82V0H80ZM100 1H101V2H99V4H103L104 2L102 3V1H105V0H100ZM107 1H109V0H107ZM111 1H113V0H110V2H111ZM118 1H119V0H118ZM121 1H122V0H121ZM155 1H156V0H155ZM158 1H159V0H158ZM160 1H161V0H160ZM169 1H171V0H169ZM211 1H212V0H211ZM51 2H52V1H51ZM54 2H58V1H53L52 3H54ZM59 2H58V4H61V5L63 4V5H62L63 8H66V7H64V6H66V5H64V3H59ZM67 2H68V1H67ZM67 2H66V3H67ZM83 2H84V1H83ZM83 2H81V3H83ZM105 2H106V1H105ZM110 2H108V3L110 4ZM161 2H163V1H161ZM164 2H165V1H164ZM164 2H163V3H164ZM89 3H90V2H89ZM89 3L86 4V2H85V4L87 5V7H88ZM108 3H107V4H108ZM112 3H114V2H111V5L113 6ZM116 3H117V1H116ZM121 3H122V2H120V6L124 5L123 3H122V4H121ZM167 3H168V1L165 2L166 5H167ZM173 3H174V2H173ZM173 3H172V4H173ZM204 3H205V2H204ZM54 4H55V3H54ZM67 4H68V3H67ZM70 4H71V3H70ZM85 4H84V5H85ZM105 4H106V3H105ZM109 4H108V6H110ZM114 4H115V3H114ZM117 4H119V3H117ZM138 4H139V3H138ZM160 4H161V3H160ZM165 4H164V5H165ZM170 4H171V2H170ZM170 4H169V5H170ZM174 4H175V3H174ZM193 4H195V3H193ZM257 4H258V3H257ZM61 5H60V6H61ZM164 5L161 4V6H163V7H164ZM176 5H179V4H176ZM203 5H205V4H203ZM203 5H201V6H203ZM55 6H56V9H57V6H58V5H55ZM60 6H58V8H59ZM62 6H61V7H62ZM67 6H68V5H67ZM74 6H75V5H74ZM74 6H72V8H73ZM76 6H77V5H76ZM99 6H100V5H99ZM103 6H106V5H103ZM112 6H110V7H112ZM114 6H115V5H114ZM139 6L141 7L142 5H139ZM139 6H138V7H139ZM171 6H172V5H171ZM195 6H196V5H195ZM198 6H199V4H198ZM205 6H206V5H205ZM46 7H47V5H46ZM48 7H49V6H48ZM51 7H52V4H51ZM80 7H81V6H80ZM90 7H91V3H90ZM159 7H160V6H159ZM172 7H173V6H172ZM172 7H171V9H173ZM199 7H200V6H199ZM43 8H44V7H43ZM49 8H50V7H49ZM67 8H68V7H67ZM72 8H70V10H71ZM75 8H76V7H75ZM77 8H78V7H77ZM77 8H76V10L80 9V8H78V9H77ZM81 8H82V7H81ZM100 8H101V6L99 7V9H100ZM103 8H104V7H103ZM123 8H124V7H123ZM125 8H126V7H125ZM142 8H143V7H142ZM142 8H141V9H142ZM144 8H145V7H144ZM144 8H143V10H144ZM167 8H168V7H167ZM167 8H165V9H167ZM203 8L205 9V7H203ZM50 9H51V8H50ZM104 9H106V7H105ZM133 9H134V8H133ZM169 9H170V6H169ZM174 9H178V8H174ZM181 9H183V8H181ZM187 9H188V7H187ZM201 9H202V8H201ZM44 10H45V8H44ZM44 10H43V11H44ZM47 10H48V9H46V11H47ZM54 10H55V9L52 8V11H54ZM58 10H59V9H57V11H58ZM61 10H62V9H61ZM80 10H81V9H80ZM82 10H84V9H82ZM100 10H101V9H100ZM114 10H115V9H114ZM114 10H113V13H114ZM138 10H140V9H138ZM167 10H168V9H167ZM179 10H180V9H179ZM57 11H56L55 13H57V16H58V13H59L60 11H59V12H57ZM63 11H64V9H63ZM63 11H62V12H63ZM72 11H75V10L72 9ZM102 11H103V10H102ZM105 11H106V10H105ZM154 11H156V10H154ZM159 11H160V10H159ZM171 11H172V10H170V12H171ZM174 11L176 12V10H174ZM182 11H183V10H182ZM47 12H50V10H48ZM47 12H46V14H47ZM67 12H68V11H67V9H66V13H65V14H68L70 11H69L68 13H67ZM79 12H80V11H79ZM79 12H77V14H78ZM86 12H87V13H86ZM88 12H89V11H85L86 14H88ZM90 12H91V11H90ZM109 12H110V8H109V11H108V10L106 11V13H109ZM111 12H112V8H111ZM116 12H117V11H116ZM116 12H115V13H116ZM175 12L172 11L171 13H173V15H176ZM194 12H197V9H196V11H194ZM201 12H202V11H201ZM204 12H205V10H204ZM55 13H52V15H55ZM71 13H72V12H71ZM103 13H105V12H103ZM157 13H158V12H157ZM180 13H181V11H180ZM182 13H183V12H182ZM197 13H199V15H198V14H195V13H193V14L198 15V17H199V16H200V17L202 16V15L200 14V11L197 12ZM202 13H203V12H202ZM205 13H206V12H205ZM235 13H236V12H235ZM46 14H45V15H46ZM59 14H60V13H59ZM62 14H63V13H62ZM62 14H61V15H62ZM72 14H73V13H72ZM143 14H144V13H143ZM184 14H186V13H184ZM203 14H204V13H203ZM238 14H239V13H238ZM47 15H48V18H49V19L52 17V16L49 17L50 13L47 14ZM47 15H46V16H47ZM61 15H59V17H60ZM75 15H76V14H75ZM78 15H79V14H78ZM78 15H77V16H78ZM179 15H180V14H179ZM231 15H232V14H231ZM46 16H44V19H45ZM80 16H81V14H80ZM142 16H143V15H142ZM177 16H178V15H177ZM177 16H176V18H177ZM181 16H183V15H180V17L178 16V18H180V20H181ZM206 16H207V18H208V15H206ZM206 16L204 15V17H205L204 20H205V21H207V20H206ZM61 17H64V15H62ZM81 17H82V16H81ZM174 17H175V16H174ZM183 17H184V16H183ZM188 17H189V16H188ZM193 17H194V16H193ZM193 17H192V18H193ZM200 17L198 18V20L200 19ZM223 17H227V18H228L227 14H226V15L224 14ZM223 17H221V18L223 19ZM233 17H234V16H233ZM238 17H240V15H239ZM46 18H47V17H46ZM52 18H54V17H52ZM57 18H58V17H56L55 19H57ZM84 18H89V17H86V16H85ZM194 18H195V17H194ZM221 18H220V19H221ZM230 18H231V17H230ZM49 19H48V21H49ZM61 19H62V18H59V20H61ZM64 19H65V17H64L62 20H64ZM186 19H187V18H186ZM190 19H191V18H190ZM215 19H216V18H215ZM235 19H236V17H235ZM235 19H233V20H235ZM67 20H68V19H67ZM69 20H70V19H69ZM71 20H73V19H71ZM143 20H144V19H143ZM193 20H194V19H193ZM218 20H219V18L217 19V21H218ZM223 20H224V19H223ZM225 20H226V18H225ZM261 20H263V18H261ZM261 20H260V21H261ZM84 21H85V23H87V22L90 21V20H89V19H85ZM173 21H175V20H173ZM188 21H189V20H188ZM209 21H210V20H209ZM214 21H216V20H214ZM237 21H238V20H237ZM237 21H235V22H237ZM239 21H240V20H239ZM20 22H21V21H20ZM49 22H50V21H49ZM49 22L46 23V26H44L45 29H46V27L48 28V26L50 25ZM65 22H66V21H65ZM95 22L97 23V21H95ZM95 22H94V24H95ZM100 22H101V25H102L103 22H104V24H105V21H103V22L100 21ZM100 22H99V20H98V24H99ZM196 22H197V21H196ZM207 22H208V21H207ZM212 22H213V21H212ZM226 22H228V21H226ZM232 22H233V21H232ZM69 23H70V22H69ZM72 23H73V22H72ZM82 23H83V22H82ZM89 23H90V22H89ZM91 23H92V22H91ZM115 23H117V22L115 21ZM140 23H141V22H140ZM184 23H185V22H184ZM189 23H190V22H189ZM189 23H188V24H189ZM192 23H193V22H192ZM194 23H195V22H194ZM197 23H198V22H197ZM197 23H196V24H197ZM201 23H202V24H203V23L205 24L206 22H201V19H200V24H201ZM215 23H216V22H215ZM217 23H218V22H217ZM18 24H19V23H18ZM51 24H52V23H51ZM170 24H171V23H170ZM185 24H187V23H185ZM200 24H197V25H200ZM206 24H207V23H206ZM206 24H205L204 26H206ZM208 24H209V23H208ZM218 24H219V23H218ZM226 24L228 25V23H226ZM230 24H231V23H230ZM234 24H236V23H234ZM263 24H264V23H262V25H263ZM21 25H22V23L19 24L18 26H21ZM47 25H48V26H47ZM66 25L69 27V26L71 25V23H70L69 25H68V24H66ZM105 25H106V24H105ZM109 25H110V24H109ZM139 25H140V24H139ZM143 25H144V24H143ZM146 25H147V24H145L144 26H146ZM176 25H177V24H176ZM191 25H192V24H191ZM212 25H214V24H212ZM215 25H216V24H215ZM215 25H214V26H215ZM238 25H239V24H238V22H237V26H238ZM73 26H74L73 28H72V26H71V28L73 29V31L70 30V31L73 32V33H70V35L72 34V35L74 36V37H73V40L75 41V39H76V38H75V35H78V34L80 35V33H77V34H76V30H77V29H76V30L74 29L75 26H76V24H74ZM112 26H113V25H112ZM140 26H141V25H140ZM144 26H143V27H144ZM172 26H175V25H172ZM182 26H183V25H182ZM185 26H186V25H185ZM188 26L190 27V25H188ZM202 26H203V25H202ZM202 26H201V27H202ZM207 26H208V25H207ZM207 26H206V28H207ZM220 26H222V25H220ZM220 26H219V28H221ZM223 26H224V25H223ZM225 26H226V25H225ZM225 26H224V27H225ZM229 26H230V25H229ZM233 26H234V27H233ZM192 27H194V25H193ZM196 27H197V26H196ZM209 27H210V26H209ZM212 27H213V26H212ZM215 27H217V25H216ZM215 27H213V29H216ZM227 27H228V26H227ZM231 27L235 28V25L230 26V28H231ZM242 27L245 28V26H242ZM116 28H119V27L116 26ZM116 28H114V29L117 30ZM178 28H179V27H178ZM180 28H181V27H180ZM206 28H205V29H206ZM219 28H218V29H219ZM225 28H226V27H225ZM238 28H239V26H238ZM19 29H20V28H19ZM39 29H40V28H39ZM48 29H49V28H48ZM48 29L46 30L47 32H48ZM54 29L57 30V32H58V30H59L58 27H56V28H54ZM54 29H52V30H54ZM146 29H147V28H146ZM188 29H189V28H188ZM195 29H196V28L194 27V31H195ZM197 29H198V27H197ZM197 29H196V30H197ZM205 29L202 27V30H205ZM210 29H211V28H210ZM228 29H229V28H228ZM228 29H227V30H228ZM235 29L237 30V28H235ZM235 29H232V28H231V30H234V31H235ZM50 30H51V29H50ZM50 30H49V31H50ZM202 30H201V31H202ZM207 30H209V29H207ZM219 30H220V29H219ZM221 30L223 31L222 28H221ZM221 30H220V31H221ZM224 30H226V29H224ZM227 30H226L225 32H227ZM243 30H244V29H243ZM246 30H247V28H246L244 31H246ZM37 31H39V30H37ZM43 31H44V30H43ZM43 31H41V32H43ZM74 31H75V33H74ZM77 31H78V30H77ZM179 31H182V30L179 29ZM216 31H217V29H216ZM222 31H221V32H222ZM234 31H231V32L233 33ZM0 32H1V29H0ZM54 32H55V31H54ZM54 32H51V31H50L49 34H50V33H54ZM57 32H56V33H57ZM59 32H60V31H59ZM59 32H58L57 34H59ZM65 32L67 33V36H68V34H69V33H68L69 30H68V32H67V30H66ZM154 32H155V30H154ZM195 32H196V31H195ZM198 32H199V31H198ZM204 32H205V31H204ZM213 32H214V30H213ZM213 32H212V33H213ZM223 32H224V31H223ZM223 32H222V33H223ZM231 32H228V33L231 34ZM240 32H242L241 29H239L238 32H237V33L235 32V33H236V34H239L240 37H241V36H242V33H240ZM247 32H248V31H247ZM39 33H40V32H39ZM39 33H38V34H39ZM44 33H45V32H44ZM44 33H42V34L40 33V34L43 35ZM62 33H63V32H62ZM66 33H65V34H66ZM191 33H192V32H191ZM196 33H197V32H196ZM212 33H211V34H212ZM216 33H218V32H216ZM57 34H56V35H57ZM74 34H75V35H74ZM81 34H82V33H81ZM179 34H180V33H179ZM197 34L199 35V33H197ZM211 34H210V36H209L210 38H212V37H211ZM229 34H228V35H229ZM233 34H234V33H233ZM72 35H71V36H72ZM156 35H157V34H156ZM206 35H207V34H206ZM213 35H214V34H213ZM216 35H218V36H216V37H219V36H220L219 34H216ZM246 35H247V34H246ZM246 35H245V36L243 35V37L246 38V39L250 37L249 35H247V36H249V37H246ZM44 36H45V35H44ZM46 36H47V35H46ZM49 36H50V35H49ZM62 36L64 37V35H62ZM71 36H70V37H71ZM175 36H176V35H175ZM180 36H181V35H180ZM180 36H179V37H180ZM202 36H203V35H202ZM214 36H215V35H214ZM222 36H223V35H222ZM231 36H232V35H231ZM233 36H234V35H233ZM149 37H150V36H149ZM157 37H158V36H157ZM179 37H178V38H179ZM223 37H224V36H223ZM225 37H226V34H225ZM229 37H230V36H229ZM235 37H236V36H235ZM235 37H231V38H233V39L235 40ZM237 37H238V35H237ZM243 37H242V38H243ZM45 38H46V37H44L43 39H45ZM67 38H69V36L66 37V39H67ZM80 38H81V37H80ZM146 38H147V36H146ZM180 38H182V36H181ZM213 38H214V37H213ZM238 38H239V37H238ZM242 38H241V39H242ZM244 38L242 39V41L244 40ZM250 38H251V37H250ZM78 39H79V38H78ZM78 39H76V40L78 41ZM107 39H108V38H107ZM147 39H148V38H147ZM147 39H145V40H147ZM206 39H207V38H206ZM252 39H253V38H252ZM64 40H65V39H64ZM86 40H87V39H86ZM150 40H151V39L149 38V41H150ZM210 40H211V39H210ZM214 40H217V38H216V39L214 38ZM214 40H213V41H214ZM218 40H220V39H218ZM236 40H237V39H236ZM239 40H240V39H238V41H239ZM250 40H251V39H250ZM263 40H264V39H263ZM6 41H8V40H6ZM6 41H5V42H6ZM46 41H47V40H46ZM62 41H63V40H62ZM69 41H70V40H69ZM69 41H68V42H69ZM182 41H183L182 43H184V40H182ZM186 41H187V40H186ZM195 41H196V40H195ZM195 41H194V42H195ZM213 41H212V43H213V48H214V44H215L216 42H213ZM246 41H249V39H247ZM252 41H254V39H253ZM3 42H4V40H3ZM3 42H2V43H3ZM5 42H4V43H5ZM60 42H61V41H60ZM66 42H67V40H66ZM66 42H63V45H61L62 47H61L60 45H59V47H58V46H57L58 44H55L56 46H54V45L51 44V46H54V48H55L54 53H57V49H56L57 47H58L59 49H60V48L65 49V48H64V45H67V44H68V42H67V43H66ZM146 42H148V41H146ZM163 42H164V41H163ZM187 42H188V41H187ZM197 42H198V40H197ZM199 42H200V41H199ZM208 42H209V41H208ZM243 42L246 43L245 41H243ZM50 43H51V42H50ZM65 43H66V44H65ZM73 43H74V42H73ZM73 43H71V44H69V45L71 46ZM160 43H161V41H160ZM212 43H211V44H212ZM219 43H221V42H219ZM239 43H241V41H240ZM239 43H237V44H239ZM244 43H243V45H244ZM249 43H250V44H249ZM249 43L247 42V46H248V47H249V45H251V42H249ZM262 43H264V42H262ZM262 43H261V46H264V45H262ZM61 44H62V43H61ZM108 44H110V43H108ZM108 44H107V46L105 47L106 49H107V47L109 46ZM168 44H169V43H168ZM170 44H171V42H170ZM200 44H201V42H200ZM211 44H209V47H210ZM222 44H223V43H222ZM222 44H221V46H222ZM248 44H249V45H248ZM7 45H9L8 42H7ZM45 45H46V44H45ZM47 45H48V42H47ZM47 45H46V46H47ZM49 45H50V44H49ZM49 45H48V46H49ZM69 45H68V46H69ZM73 45H74V44H73ZM73 45L71 46V47H73L72 52L70 51V49H68V47H67V49H68V51H70L71 54L74 53V50H75V53H74V55H75V54H76V51L78 50L77 48H79L81 45H80L79 47L75 46V45H76V41H75V45H74L75 47H74ZM148 45H149V44H148ZM189 45H190V43H189ZM189 45H188V46H189ZM194 45H195V44H194ZM194 45H193V46H194ZM241 45H242V44H241ZM252 45H253V44H252ZM4 46H6V45H4ZM10 46H11V45H9L8 47H10ZM48 46H47V47H48ZM70 46H69V47H70ZM111 46H112V45H111ZM143 46H144V45H143ZM150 46H151V44H150ZM188 46H187V47H188ZM190 46H191V45H190ZM197 46H198V45H197ZM205 46H206V45H205ZM216 46H220V44L218 45V43H217ZM236 46H238V45H236ZM8 47H7V48H8ZM71 47H70V48H71ZM76 47H77V48H76ZM96 47H97V46H96ZM96 47L94 46V48L92 49V51H93V50L96 51V50L99 48V49H100V50L98 49L99 52H100V53H103L102 51L105 50V49L102 50V48H100V47H98V48H96ZM178 47H179V46H178ZM244 47L246 48V45H245ZM5 48H6V47H5ZM11 48H12V47H11ZM11 48H10V49H11ZM14 48H17V46H15ZM25 48H27V47H25ZM48 48H49V47H48ZM51 48H52V47H51ZM74 48H76L77 50L74 49ZM95 48H96V49H95ZM217 48H219V47H217ZM238 48H239V47H238ZM242 48H243V47H242ZM245 48H244V49H245ZM261 48H262V47H261ZM67 49H65V50H66V53H67ZM110 49H111V48H109V50H110ZM185 49H186V48H185ZM214 49H215V48H214ZM214 49H213V50H214ZM219 49H220V48H219ZM248 49L250 50V47H249ZM248 49H247V50H248ZM6 50H7V49H6ZM14 50H16V49H14ZM14 50H13V51H14ZM26 50H27V49H26ZM143 50H144V49H143ZM145 50H146V52H147L146 47H145ZM192 50H194V49H192ZM215 50H216V49H215ZM235 50H236V49H235ZM251 50H252V46H251ZM253 50H254V49H253ZM253 50H252V51H253ZM2 51H3V50H2ZM2 51H1V52H2ZM58 51L60 52V50H58ZM78 51H80V48H79ZM92 51H91V53H90V52H87V53H90V55H88V54H86V55H87L88 57H90L91 60H90V58H87L88 60L86 59V61H90V62L92 61V57H93V56H91V55H92ZM95 51H94V52H95ZM185 51H186V50H185ZM194 51H195V50H194ZM216 51H217V50H216ZM216 51H213V52H216ZM233 51H234V50H233ZM241 51H242V50H241ZM252 51H250L249 53H251ZM254 51H255V50H254ZM254 51H253V52H254ZM22 52H23V50H22ZM50 52H52V51H50ZM59 52H58V54H59ZM81 52H82V49H81ZM105 52H106V50H105ZM105 52H104L102 55H101V54H99V55H100V56H105V55H104ZM154 52H155V51H154ZM234 52H235V51H234ZM242 52H243V51H242ZM262 52L264 53V51H262ZM15 53H16V52H15ZM27 53H28V52H27ZM64 53H65V52H64ZM95 53L98 54V51L95 52ZM106 53H107L106 56H108V54H109L108 49H107V52H106ZM110 53L113 54V52H112L111 50H110ZM128 53L131 54L130 56L128 55V56L130 57V59L133 58L132 61H131V62H133V64H132V68H131V69H133L134 66H138V63H137V62H138V53H137V56H136V54H135L136 52H133V55H132V51H131V50H129ZM192 53H193V52H192ZM226 53H227V52H226ZM235 53H236V52H235ZM237 53H238V50H237ZM245 53H246V52H245ZM257 53H260V52L257 51ZM13 54H14V52H13ZM21 54H22V53H21ZM58 54H57V55H58ZM62 54H63V53H62ZM71 54L69 55V53H67V56L69 55V56L71 57ZM193 54H194V53H193ZM214 54H215V53H214ZM216 54H217V53H216ZM220 54H221V53H220ZM220 54H219V55H220ZM224 54H225V53H224ZM227 54H228V53H227ZM230 54H232V52H231ZM233 54H234V53H233ZM242 54H243V53H242ZM252 54H254V53H252ZM260 54H261V53H260ZM2 55H3V54H2ZM22 55H24V54H22ZM57 55H56V57H57ZM63 55H66V54H63ZM77 55H78V54H77ZM82 55L84 56V54H80L81 57H83ZM86 55H85V56H86ZM109 55H110V54H109ZM113 55L115 56L116 53H114ZM113 55L110 56V57H112L111 59H110L109 56H108L109 59H107V58H104V59H107V60L110 61V60H112V59L114 58ZM142 55H143V54H142ZM228 55H229V54H228ZM235 55H237V54H235ZM235 55H234V56H235ZM238 55H239V54H238ZM238 55H237L236 57H238ZM261 55H263V54H261ZM0 56H1V54H0ZM4 56H5V55H3V59H4ZM69 56H68L67 58H70ZM106 56H105V57H106ZM116 56H117V55H116ZM164 56H165V55H164ZM167 56H168V55H167ZM210 56H211V55H210ZM214 56H215V55H214ZM217 56H218V55H216V57H217ZM234 56H233V57H234ZM240 56H243V55L240 54ZM240 56H239V57H240ZM246 56H248V54H246L244 58H246ZM18 57H19V55H18ZM23 57H24V56H23ZM58 57H59V58H55V61H56V59H57V62H58L59 59H61V57L64 58V57H66V56H61V57H60V56L58 55ZM81 57H80V58H81ZM136 57H137V58H136ZM148 57H150V56H148ZM199 57H200V55H199ZM221 57H222V54H221ZM224 57H225V59H226V56H224ZM236 57H235V58H236ZM239 57H238V58H239ZM258 57H259V54H258ZM262 57H264V56H262ZM25 58H26V57H25ZM50 58H51V57H50ZM75 58H76V57H75ZM80 58H78V60H76V59H74V57H71L70 59H73V60H72L73 63H70V62H71V60H70V61H69V64H70V65H74L76 62H78V64L81 63V67H83L84 64H85L84 66H86V67L90 64V63H89L88 65H86L87 62L84 63L85 61H83L82 58H81V62H80ZM83 58H84V57H83ZM85 58H86V57H85ZM85 58H84V60H85ZM102 58H103V57H102ZM116 58H117V57H116ZM135 58H136L137 60H136ZM139 58H140V57H139ZM200 58H201V57H200ZM200 58H199V59H200ZM235 58H232V59H234V61L236 60V62H237V61H238V60H237L238 58H237V59H235ZM244 58H243V59H244ZM255 58H256V56H255ZM3 59L1 58V60H2L1 63H4V60H3ZM5 59H6V58H5ZM39 59H40V58H39ZM104 59H103V60H104ZM221 59H222V58H221ZM239 59H240V58H239ZM246 59H248V58H246ZM253 59H254V58H253ZM6 60H10V59H6ZM20 60H21V59H20ZM51 60H52V59H51ZM61 60H62V59H61ZM61 60H59V62H60ZM66 60H67V59H66ZM66 60H65V61H66ZM75 60H76V61H75ZM107 60H106V61H107ZM135 60H136V61H135ZM145 60H146V59H145ZM147 60H148V59H147ZM157 60H159V59H157ZM157 60H156V62H159V61H157ZM219 60H220V59H219ZM227 60H228V58H227ZM229 60H231V57H229ZM241 60H242V59H241ZM255 60H257V59H255ZM259 60H261V59H259ZM62 61H63V60H62ZM62 61H61V62H62ZM82 61H83V62H82ZM109 61H107V62H109ZM139 61H140V60H139ZM171 61H172V60H171ZM217 61H218V60H216V62H217ZM231 61H233V60H231ZM231 61H229V63H230ZM244 61H245V60H244ZM244 61H243V62H244ZM250 61H252V59H251ZM250 61L247 60L246 62L249 63ZM257 61H258V60H257ZM5 62H7V61H5ZM19 62H20V61H19ZM59 62H58V63H59ZM67 62H68V60H67ZM74 62H75V63H74ZM79 62H80V63H79ZM144 62H145V61H144ZM148 62H149V61H148ZM148 62H147V63H148ZM160 62H161V61H160ZM172 62H174V61H172ZM216 62H214V63H216ZM219 62H220V61H219ZM219 62L216 63V64L219 65ZM224 62H225V61H223V63H224ZM243 62H242V63H243ZM258 62H260V61H258ZM263 62H264V60H263ZM7 63H8V62H7ZM7 63H5V64H7ZM63 63H64V65H62V66H65V65L68 64V63L66 64L65 62H62V63H59V65H60V64H63ZM140 63H142V62H140ZM140 63H139V64H140ZM223 63H221V64L223 65ZM231 63H232V62H231ZM239 63H241V62H239ZM239 63L237 62L236 65L239 66ZM250 63H252V62H250ZM250 63H249V64H250ZM254 63H255V65H256L257 62L254 61ZM8 64H10V62H9ZM76 64H77V63H76ZM135 64H136V65H135ZM148 64H150V63H148ZM155 64H156V63H155ZM176 64H177V62H176ZM208 64H209V63H208ZM211 64H212V63H210V66H211ZM224 64H225V63H224ZM232 64H234V63H232ZM25 65H26V64H25ZM25 65H24V66H25ZM70 65H67V67L70 66ZM150 65H151V64H150ZM177 65H178V64H177ZM177 65H176V66H177ZM218 65H217V67H218ZM236 65H235V67H236ZM240 65L242 66V64H240ZM245 65H247V64H244L242 67L247 68V66H245ZM251 65L253 66V64H251ZM262 65H263V64H262ZM21 66H22V65H21ZM77 66H78V65L74 66V67H75V70H77V69H76ZM139 66H141V64H140ZM142 66H143V65H142ZM144 66H145V65H144ZM147 66H149V65H147ZM26 67H27V66H26ZM26 67H25V68H26ZM60 67H61V66H60ZM79 67H80V66H79ZM129 67H130V66H129ZM152 67H154V66H152ZM155 67H156V65H155ZM162 67H163V65H162ZM164 67H166V66H164ZM211 67H214V65H212ZM215 67H216V66H215ZM220 67H221V65H220ZM220 67H219V68H220ZM239 67H240V66H239ZM253 67H254V66H253ZM258 67H259V68H260V67L263 68L264 66H261V64L259 63ZM258 67H257V68H258ZM27 68H28V67H27ZM61 68H62V67H61ZM65 68H66V67H65ZM84 68H85V67H84ZM158 68H159V69H158ZM158 68H157V69H158L157 72H159V70H160L161 67H158ZM177 68H178V67H177ZM223 68H224V66H223ZM254 68H256V66H255ZM261 68H260V69H261ZM21 69H22V68H21ZM63 69H64V68H63ZM80 69H81V68H80ZM131 69H130V70H131ZM136 69L138 70V68L135 67V69H133L134 71L132 70V72H131L132 74L135 73L134 76H135V75H138ZM202 69H204V68L202 67ZM202 69H200V70H202ZM228 69H229V68H228ZM238 69H239V68H238ZM240 69H241V68H240ZM41 70H42V69H41ZM43 70H44V69H43ZM123 70H124V69H123ZM130 70H129V71H130ZM135 70H136V72H135ZM200 70H199V71H200ZM230 70H231V69H230ZM256 70H258V69H256ZM261 70H262V69H261ZM21 71H22V70H21ZM26 71H27V70H26ZM28 71H29V69H28ZM31 71H32V70H31ZM31 71H29V72H31ZM36 71H37V70H36ZM36 71H34V75L36 74V73H35ZM39 71H40V69H38L37 72H39ZM44 71H45V70H44ZM129 71H128V72H129ZM160 71H161V70H160ZM204 71H205V70H204ZM246 71H247V70H246ZM249 71H250V70H249ZM251 71H252V70H251ZM262 71H263V70H262ZM262 71H260V72H262ZM16 72H17V71H16ZM16 72H15V73H16ZM23 72H25V71H23ZM58 72H59V71H58ZM58 72H56V73H58ZM75 72H76V71H75ZM79 72H80V70H79ZM124 72H125V71H124ZM210 72H211V71H210ZM214 72H215V71H214ZM214 72H213V73H214ZM247 72H248V71H247ZM254 72H255V71H254ZM257 72H258V71H257ZM257 72H255V75H256ZM19 73H20V74H19V76H20V75L22 74V72L19 71ZM27 73H28V72H27ZM27 73H26V74H27ZM40 73H42V71H41ZM46 73H47V72H46ZM56 73H55V74H56ZM167 73H168V72H167ZM201 73H204V72H201ZM207 73H208V71L206 72V74H207ZM213 73H212V74H213ZM232 73H233V71H232ZM16 74H18V73H16ZM26 74H25V75L23 74V75L26 76ZM37 74H38V73H37ZM42 74H43V73H42ZM55 74H54V75H55ZM78 74H82V73L80 72V73H78ZM117 74H118V73H116V75H117ZM158 74H159V73H157L156 75H158ZM199 74H200V73H199ZM206 74H204V76H205ZM210 74H211V73H210ZM216 74H217V73H216ZM245 74H246V72H245ZM249 74L252 75L253 73L251 74V72H250ZM261 74H262V76L260 75V76H258V78H259V77H262V78L264 77L263 72H262ZM23 75H22V76H23ZM34 75L32 74V76H34ZM46 75H47V74H46ZM57 75H58V74H57ZM57 75H55L56 78H58ZM116 75H113V77L115 78L114 80H116V79L119 77V76H117V78H116V77H115ZM119 75H120V74H119ZM153 75H154V74H153ZM153 75H152V76H153ZM161 75H164L163 72H162V74H160V76H161ZM200 75H201V74H200ZM218 75H219V74H218ZM232 75H233V74H232ZM253 75H254V74H253ZM257 75H258V74H257ZM42 76H43V77H42ZM42 76L39 77V80H38L37 82L41 81V78H44V75H42ZM62 76H63V75H62ZM76 76H78V75H76ZM80 76H82V75H79V77H80ZM100 76L102 77L103 75H100ZM122 76H123V74H122ZM165 76H166V75H165ZM170 76H171V75H170ZM173 76H175V75H173ZM202 76H203V75H202ZM208 76H209V73H208ZM211 76H212V75H211ZM246 76H247V75H246ZM248 76H249V75H248ZM37 77H38V76H37ZM79 77H78V79H79ZM104 77H106V76H104ZM120 77H121V75H120ZM130 77H131V75H130ZM199 77H200V76H199ZM206 77H207V75H206ZM219 77H220V76H219ZM235 77H236V76H235ZM254 77H257V76H254ZM18 78H19V77H18ZM21 78H22V77H21ZM56 78H55V79H56ZM59 78L61 79V77H59ZM63 78H64V77H62V79H63ZM65 78H66V76H65ZM80 78H81V77H80ZM106 78H107V77H106ZM121 78H122V77H121ZM121 78H119V81H121ZM152 78H153V77H152ZM170 78H171V77H170ZM173 78H174V77H173ZM173 78H171V79H173ZM178 78H179V76L177 77V81L179 80ZM201 78H202V77H201ZM207 78H208V77H207ZM249 78H250V77H249ZM262 78H259V79L261 80ZM30 79H31V77H30ZM35 79H36V78H35ZM35 79H34V80H35ZM75 79L77 80L76 77H75ZM98 79H99V77H98ZM100 79H101V78H100ZM164 79H165V78H164ZM166 79H167V78H166ZM166 79H165V80H166ZM175 79H176V78H175ZM197 79L199 80V78H197ZM203 79H205V78H203ZM203 79H202V80H203ZM235 79H236V78H235ZM235 79H234V80H235ZM52 80H54V78H52ZM105 80H107V79H105ZM105 80L103 79L102 81H105ZM125 80H126V78L124 79V81H125ZM190 80H191V79H190ZM202 80H201V81H202ZM222 80H223V79H221V81H222ZM42 81H43V80H42ZM54 81H55V80H54ZM54 81H52V83H54ZM124 81H121V84L119 83V85H120V86L118 85V87H119V89H120L119 91L124 92L125 95L128 96V95H129V94L127 95V91H128V90H125V91H126V92H125V91L121 90V88H120V87H122L121 85H123L122 88L125 87V89H126V86L124 85V83H126L127 80H126L125 82H124ZM130 81H131V80H130ZM168 81H169V80H168ZM180 81H181V79H180ZM180 81H178V82L181 83ZM204 81H205V80H204ZM223 81H224V80H223ZM225 81H226V80H225ZM225 81H224V82H225ZM235 81H236V80H235ZM261 81H262V80H261ZM263 81H264V80H263ZM31 82H32V81H31ZM31 82H30L29 84H31ZM78 82H79V80H78ZM83 82H84V81H82V83H81V85H82L81 89L83 88V89L85 90V88L83 87V85H85L86 83L83 84ZM113 82L115 83L116 81H113ZM122 82H124V83H122ZM195 82H196V81H195ZM233 82H234V81H233ZM237 82H238V81H236V83H237ZM25 83H26V85H27V82H25ZM41 83L43 84V82H41ZM44 83H45V81H44ZM57 83H58V81L56 80V83H54V84H55V85L60 84V83H58V84H57ZM62 83H63V82H61V84H62ZM131 83H133V82L131 81ZM131 83H130V84H131ZM134 83H135V82H134ZM134 83H133V84H134ZM168 83H169V82H168ZM173 83H174V81H173ZM179 83H178V84H179ZM193 83H194V82H193ZM200 83H201V82H200ZM220 83H221V82H219V84H220ZM261 83H262V82H261ZM39 84H40V83L35 84V85H38V86H39ZM42 84H41V85H42ZM54 84H52V85H54ZM117 84H118V82H117ZM160 84H162V83H160ZM163 84H164V83H163ZM170 84H171V83H170ZM183 84L186 85L185 83H183ZM190 84H191V83H190ZM190 84H189V85H190ZM197 84L199 85L198 87H200L199 82H198ZM219 84H218L217 86H219ZM234 84H235V83H234ZM20 85H21V84H20ZM41 85H40V86H41ZM45 85H46V84H45ZM52 85H51V86H52ZM112 85H113V84H112ZM112 85L110 86L109 92H110V90H111V88H112ZM135 85L137 86V83H136ZM150 85H151V83H150ZM192 85H193V84H192ZM221 85H223V82H222ZM236 85H237V84H236ZM238 85H241V84L238 83ZM238 85H237V86H238ZM23 86H25V85H23ZM30 86H31V85H30ZM79 86H80V85H79ZM87 86H88V85L86 84V87H87ZM131 86H134V85L131 84ZM131 86H130V87H131ZM136 86H135V87H136ZM148 86H149V83H148ZM172 86H173V85H172ZM176 86H177V85H176ZM181 86H182V85H179V87H181ZM186 86L188 87V85H186ZM206 86H207V85H206ZM224 86H225V84H224ZM226 86H228V85H226ZM263 86H264V83H263ZM26 87H27V86H26ZM35 87H36V86H35ZM61 87L64 88L63 85H62ZM61 87H60V85H59V88H61ZM138 87H139V86H138ZM138 87H136V89H137V90H138V89L140 90L141 88H138ZM140 87H141V86H140ZM153 87H155V86H153ZM163 87H164V85H163ZM170 87H171V86H170ZM183 87H184V86H182L181 89H183ZM195 87H197L196 84H195V86H194V90H195ZM241 87H242V86H240V88H241ZM31 88H32V87H31ZM41 88H43V87H41ZM48 88H49V87H48ZM54 88H55V86H54ZM56 88H57V87H56ZM59 88H58V89H59ZM143 88H144V86H143L142 89H141L142 91L145 90V89H143ZM150 88H152V86L149 87V90H150ZM171 88H172V87H171ZM213 88H215V87H213ZM219 88H221V86L218 87V91H219L220 94H222V93L220 92ZM227 88H228V87H227ZM229 88H231V87H229ZM238 88H239V86H238ZM25 89H26V93H27V91H29L30 88H29V89H28V88H25ZM27 89H28V90H27ZM50 89H52V87H51ZM81 89H80V90H81ZM127 89H128V88H127ZM131 89L133 90L134 93H132V91L129 89L128 93H132V95H131L132 97H129V96H128L127 102H126V98H125V99L123 98V101L125 100L124 103L126 102V103L128 104V102H130V101H128V100H131V102H133L132 100H134V99L137 97L136 95H138V94H135V92L137 93L138 91H137L136 89H133V88H131ZM154 89H155V88H154ZM157 89H158V87H157ZM163 89H164V88H163ZM165 89H166V88H165ZM173 89H174V88H173ZM185 89H186V87H185ZM215 89H216V88H215ZM221 89H222V88H221ZM231 89L234 90V88H231ZM34 90H35V89H34ZM36 90H37V89H36ZM36 90H35V92H37L36 95H38V97H39L38 101H40V102L42 101L41 103H40V102L37 103L38 106H39L40 104L42 105V104L44 103L43 99H44L45 97H43V96L46 95L47 93L45 92L46 94H43V92H41V91H36ZM47 90H48V89H47ZM52 90H54V89H52ZM61 90H62L63 93H61ZM64 90H65V88H64V89H60V90H58V93H60V95L65 96V97H67V95L69 94V92L73 91V90L70 91V90H67V89H66L65 91H64ZM86 90H88V89H86ZM134 90H135V91H134ZM151 90H153V88H152ZM151 90H150V91H151ZM170 90H171V89H170ZM179 90H180V89L178 88V92L180 93L181 90H180V91H179ZM197 90L200 91L199 89L196 88V91H197ZM201 90H203V89H201ZM204 90H205V89H204ZM204 90H203V91H204ZM216 90H217V89H216ZM228 90H229V89H228ZM42 91H43V90H42ZM49 91L51 92V90H48V93H49ZM56 91H57V89L54 90V91H52V92H56ZM67 91H68V93H66ZM74 91H75V90H74ZM74 91H73V92H74ZM174 91H175V90H174ZM174 91H173V92H174ZM186 91H187V90H186ZM230 91H231V90H230ZM23 92H24V91H23ZM38 92H40V93L38 94ZM64 92H65L67 95H66ZM73 92H71V94H72ZM79 92H81V91H79ZM86 92H87V91H86ZM90 92H91V91L89 90V91H88V94H89ZM143 92H144V91H143ZM178 92H177V93H178ZM181 92H183V91H181ZM212 92H213V91H212ZM212 92H211V90H210V92H206V93H212ZM214 92H215V91H214ZM228 92H229V91H228ZM231 92H232V91H231ZM231 92H230V93H231ZM236 92H237V94H238L239 90L236 91ZM243 92H244V91H243ZM9 93H10V92H9ZM9 93H8V94H9ZM77 93H78V92H77ZM153 93H154V95H155V90L153 91ZM153 93H152V91L150 92V94L152 95V97H153ZM156 93H157V92H156ZM202 93H203V92H202ZM204 93H205V92H204ZM217 93H218V92H217ZM233 93H234V92H233ZM239 93H240V92H239ZM10 94H11V93H10ZM10 94H9V97H10ZM18 94H19V93H18ZM21 94H22V92H20V97H21V96L24 97V98L26 99V101H25L24 98H22V97H21V98H20V97H19V98L16 97V100L20 99V102H21V100L23 99L25 103L27 102V105H26V104H22L21 107L23 108V105H24V106H29L28 104L31 103L30 106H31V108H33V99H32V100H29L30 97L34 98V100L36 99V98H35V95H33L34 97L32 96V94H33V89H32L31 96H29V95L27 96V95H26V96H27V97H26V96L21 95ZM29 94H30V93H29ZM41 94H42V95H41ZM50 94H51V93H50ZM78 94H79V93H78ZM78 94H77V95H78ZM134 94H135V95H134ZM140 94H141V93H140ZM146 94H147V92H146ZM157 94H158V93H157ZM175 94H176V93H175ZM180 94H181V93H180ZM197 94H200V92H197L196 95H197ZM220 94H219V95H220ZM224 94H225V92H224ZM231 94H232V93H231ZM237 94H236V95H237ZM244 94H245V93H244ZM258 94H259V93H258ZM2 95L4 96V94H2ZM2 95H0V96H2ZM6 95H7V94H6ZM6 95H5L4 97H6ZM60 95H59V96H60ZM69 95H70V94H69ZM73 95H74V94H73ZM73 95H72V96H73ZM107 95H108V93H107ZM109 95H110V94H109ZM109 95H108V96H109ZM125 95H124V97H125ZM168 95H169V94H168ZM168 95H167V96H168ZM182 95H183V94H182ZM206 95H207V94H206ZM222 95H223V94H222ZM225 95H226V94H225ZM233 95H234V94H233ZM238 95L240 96V94H238ZM238 95H237V96H238ZM3 96L0 97V98L3 99V98H4ZM11 96L13 97L12 94H11ZM15 96H16V94H15ZM62 96H60V98H61ZM75 96H76V94H75ZM75 96L72 97L73 100H74V98H75V99H76V98H78V99L80 98V97H77V96L75 97ZM80 96H81V95H80ZM122 96H123V95H122ZM133 96H134L135 98H134V99H131V98H133ZM141 96H142V95H141ZM156 96H157V95H156ZM171 96H173V95H171ZM176 96L178 97V95H176ZM189 96H190V94H189ZM194 96H195V95H194ZM199 96H200L201 98H204V97H202V95H199ZM208 96H209V95H208ZM210 96H211V95H210ZM216 96H217V95H216ZM237 96H236V97H237ZM241 96H243V95H241ZM241 96H240V97H241ZM257 96H258V95H257ZM9 97H7L9 100L6 99V100H8V101H5V98H4V103L6 102V104H4L3 101H1V99H0V101L3 103L4 107H6V106L8 105V107H9V111H10V109H11L12 106H13V101L15 100V99H14L15 97H14V98L10 97L11 99H14V100H12V102L10 101L11 99H10ZM65 97H62V100H63ZM82 97H83V95H82ZM84 97H85V96H84ZM84 97H83V99L86 100V98H84ZM94 97H95V96H94ZM174 97H175V96H174ZM181 97H182V96H181ZM184 97H186V96L184 95ZM191 97H192V96H191ZM197 97H198V96H197ZM220 97H221V95H220ZM227 97H228V96H227ZM240 97H239V98H240ZM259 97H260V96H259ZM42 98H43V99H42ZM46 98H48V96H47ZM60 98H58V96H57V99H60ZM68 98H69V101H68V102H70V100H72V99H71L69 96H68L67 98H65V99H66V101H67ZM96 98H97V97H96ZM129 98H130V99H129ZM137 98H138V97H137ZM137 98H136V99H137ZM182 98H183V97H182ZM187 98H188V97H186V99H187ZM195 98H196V97H195ZM201 98H200V99L197 98V99H199V100L201 101V100H202ZM206 98H207V97L205 96V99H203V100H206ZM217 98H218V97H217ZM223 98H226V97L223 96ZM255 98H256V97H255ZM41 99H42V100H41ZM48 99H49V98H48ZM54 99H56V98H52V100H54ZM57 99H56V100H57ZM65 99H64V101H62L63 103L66 102ZM94 99H95V98H94ZM188 99H190V100L192 101V99H191L190 97H189ZM208 99H209V98H208ZM221 99H222V98H221ZM228 99H229V98H228ZM23 100H22V101H23ZM28 100H29V102H28ZM52 100H51V101H52ZM79 100H81V98H80ZM85 100H84V101L82 100V101L85 103V102L87 101V100H86V101H85ZM152 100H153V99H152ZM178 100H179V99H178ZM190 100H187V101L190 102ZM209 100H210V99H209ZM211 100H212V99H211ZM219 100H220V99H219ZM223 100H224V99H222V101H223ZM226 100H227V98H226ZM261 100H262V99H261ZM261 100H260V101H261ZM9 101H10L11 103H10ZM54 101H55V100H54ZM58 101L61 103L60 100H58ZM82 101H81V102H82ZM91 101H92V100H91ZM91 101H88V102L85 104V106L87 105V106H86L87 108H89V107L93 108V107H94L93 105L88 106V103L91 102ZM93 101H94V100H93ZM96 101H97V100H96ZM159 101H160V100H159ZM181 101H182V99H181ZM185 101H186V100H185ZM207 101H208V100H207ZM207 101H206V103H207ZM227 101H228V100H227ZM227 101H223V102L229 103V102H227ZM251 101H252V100H251ZM260 101H259V102H260ZM35 102H37V101H35ZM35 102H34V104H36ZM79 102H80V101H79ZM98 102L100 103V102H102V101H101V100L99 101V99H98ZM134 102H135L134 107L137 109V108H138V105L136 106V104H138V101H134ZM134 102H133V103H134ZM136 102H137V103H136ZM142 102H143V100H142ZM177 102H178V101H177ZM177 102H176V103H177ZM179 102H180V101H179ZM189 102H188V103H189ZM209 102H210V101H209ZM214 102H215V101H214ZM9 103H10V104H9ZM14 103H15V104L17 103L16 105H18V104H19V100H18V102H14ZM22 103H23V102H22ZM45 103H46V101H45ZM63 103H62V105H63ZM66 103H67V102H66ZM66 103H65V105H66V107H68ZM71 103H73V101H71ZM133 103H131L132 105L130 106V109H131V110H132V108L134 109V107H133ZM149 103H150V102H149ZM153 103H155V101L151 102L150 104H152L153 109H154V105H153ZM164 103H165V102H164ZM176 103H175V106H176ZM182 103H184V105L189 106V105H188L187 103H185V102H182ZM198 103H199V101H198ZM203 103H204V102H203ZM210 103H211V102H210ZM210 103H207V104L209 105ZM226 103H224V105H225ZM254 103H255V102H254ZM89 104H91V103H89ZM101 104H102V103H100V105H101ZM105 104H106V103H105ZM105 104H104V105H105ZM127 104H126V105H127ZM162 104H163V103H162ZM180 104H181V103H180ZM199 104H201V103H199ZM259 104H263V103H259ZM1 105H2V104H1ZM1 105H0V106H1ZM5 105H6V106H5ZM16 105H14V106L16 107ZM77 105H78V108H77V107H76V108H77V110L79 109V111H80V108H79L80 105H81L82 108L84 107V106H82L83 103L80 104V105H79V103H78V104H76V106H77ZM129 105H130V104H129ZM139 105H140V104H139ZM144 105L146 106V102H144ZM147 105H148V103H147ZM155 105H156V104H155ZM177 105H178V104H177ZM181 105H183V104H181ZM181 105H179V106L181 107L180 110L182 111L183 108H182ZM184 105H183V106H184ZM208 105H207V106H208ZM210 105H211V104H210ZM224 105H223V106H224ZM229 105H230V103H229ZM229 105H228V106H229ZM233 105H234V107H235V106L237 107V104H236V105L233 104ZM10 106H11V108H10ZM14 106H13V107H14ZM18 106H19V105H18ZM35 106H36V105H35ZM35 106H34V107H35ZM106 106H107V105H106ZM108 106H109V105H108ZM123 106H124V104H123ZM145 106H143V107L145 108ZM148 106H149V105H148ZM156 106H158V105H156ZM161 106H164V105H161ZM175 106H174V107H175ZM187 106H186V107H187ZM194 106H195V105H194ZM207 106H205V107L202 106V107H203L202 109L206 108ZM214 106H215V105H214ZM226 106H227V105H226ZM226 106H225V107H226ZM228 106H227V107H228ZM252 106H253V105H252ZM257 106H258V105H257ZM260 106H261V105H260ZM262 106H264V104H263ZM1 107H2V106H1ZM8 107H7V108H8ZM95 107H96V106H95ZM97 107H98V106H97ZM97 107H96V109H97ZM131 107H132V108H131ZM146 107H147V106H146ZM180 107H179V108H180ZM184 107H185V106H184ZM209 107H210V106H208V109H209ZM211 107H212V106H211ZM227 107H226V108H227ZM236 107H235V108H236ZM241 107H242V106H241ZM241 107L239 106L238 108L241 109ZM7 108H4V109H6V111H7ZM16 108H17V107H16ZM35 108H36V107H35ZM87 108H85V109L83 108L84 111H86ZM113 108H114V107H113ZM144 108H143V109H144ZM190 108H191V106H190ZM213 108H215V107H213ZM213 108H212V109H209L210 112H211V110L215 111ZM219 108H220V107H219ZM219 108H218V109H219ZM226 108H225V109H226ZM228 108L230 109V106H229ZM231 108H232V106H231ZM4 109H3V110H4ZM17 109H18V108H17ZM17 109H16V110H17ZM28 109H30V108H28ZM94 109H95V108H93V109L91 110L92 113H93V112H98V113H99V112L101 111V109H99V107H98L97 110L95 109L96 111H94ZM108 109H109V108H108ZM116 109H117V108H116ZM136 109H135V111L133 110V112H136V111L138 110V109H137V110H136ZM147 109H148V108H147ZM158 109L161 110L160 107H159ZM162 109H163V108H162ZM184 109H185V111H186V108H184ZM184 109H183V111H184ZM198 109H199V106H198V108H197L196 110H198ZM206 109H207V108H206ZM208 109H207V111H208ZM216 109H217V108H216ZM218 109H217V110H218ZM221 109H222V108H221ZM221 109H219V110H221ZM233 109H234V108H232V111H233ZM239 109H238L237 111H239ZM257 109H258V108H257ZM259 109H261V108L259 107ZM0 110H2V109H0ZM3 110H2V111H3ZM12 110H13V108H12ZM12 110H11V113L13 112ZM16 110H15V111H16ZM19 110H20V108H19ZM25 110H27V108L24 109L23 111H25ZM105 110H106V109H105ZM118 110H119V109H118ZM168 110H169V109H168ZM177 110H178V108H177ZM190 110H191V109H190ZM234 110H235V109H234ZM261 110H264V109H261ZM2 111H1V112H2ZM9 111H8V112H9ZM20 111H21V110H20ZM81 111H82V109H81ZM89 111H90V110H89ZM112 111H113V110H112ZM119 111H120V110H119ZM119 111H118V114H119ZM122 111H123V109H122ZM122 111H120V112H121L123 115H124V113H125L126 116H128V115L130 114V113H129V114H128V113L126 114V112L123 113ZM124 111H127V112H128L129 110L125 109ZM169 111H170V110H169ZM188 111H189V108L187 109V113H188ZM200 111H202V113H203V112H206V110H205V111L200 110ZM200 111H198V112H200ZM221 111H222V110H221ZM232 111H229V112H232ZM235 111H236V110H235ZM235 111H233L232 113H234ZM251 111H252V110H251ZM257 111H258V110H257ZM257 111H256V112H257ZM4 112H5V110H4ZM4 112H3V113H4ZM28 112H29V111H27V113H25V115L27 114V116H28V115L30 114V113L28 114ZM82 112H83V111H82ZM103 112H105V111H102L101 113H103ZM107 112H108V111H106L105 113H107ZM113 112H114V111H113ZM130 112H131V111H130ZM133 112H132V113H133ZM138 112H139V111H138ZM173 112H174V111H173ZM219 112H220V111H219ZM223 112H224V110L222 111V115H223ZM252 112H254L253 114L256 113L255 110L252 111ZM261 112H262V111H261ZM6 113H7V112H6ZM23 113H24V112H23ZM86 113H88V111H87V112H84V114H86ZM105 113H104V114H105ZM109 113H110V112H109ZM115 113H116V112H115ZM115 113H113V114L110 113V116H109V114L107 113L108 115H104V116L102 115L101 118L103 119V118L106 117V116L110 118V117H113V115L116 116ZM132 113H131V114H132ZM136 113H137V112H136ZM139 113H140V112H139ZM148 113H149V111H148ZM183 113H184V112H183ZM183 113H182V114H180V113L178 114V113H177V116H178V115H183ZM191 113H192V112H191ZM200 113H201V112H200ZM216 113H218V112H216ZM225 113H226V112H225ZM225 113H224V115H225ZM232 113H231V114H232ZM237 113H239V112H236V114H237ZM243 113H244V111H243ZM243 113H242V114H243ZM9 114H10V113H9ZM14 114H16V116H15V117H16L15 120H14V118H13L14 121L12 120L14 123H15V121L17 122L18 119H21V118H19V117H21V116L24 115V114H23V115L19 116V115L17 114V112H16V113H13V116H14ZM21 114H22V112H21ZM99 114H100V113H99ZM99 114H97V115L94 114V115H92V116L90 115V117L92 118L93 116H95V117L97 116V118H98V117H100ZM122 114H121V115H122ZM131 114H130V115H131ZM156 114H157V113H156ZM156 114H155V115H156ZM185 114H186V113H184V115H185ZM188 114H190V112H189ZM210 114H213V115H214V112H212V113H210ZM226 114H227V113H226ZM240 114H241V110H240ZM242 114H241V115H242ZM256 114H257V113H256ZM256 114H255V115H256ZM262 114H263V113H262ZM262 114H260V115L262 116ZM11 115H12V114H11ZM81 115H83V114H81ZM86 115H87V114H86ZM86 115H83V116H82L83 118H82L81 121H83V119L86 118V117L88 118L89 115H87V116H86ZM123 115H122V116H123ZM137 115H138V114H137ZM157 115H158V114H157ZM203 115H204V114H203ZM208 115H209V113H208ZM217 115H218V114H217ZM251 115H252V114H251ZM5 116H6V115H4V117H5ZM7 116H8V115H7ZM18 116H19V117H18ZM135 116H136V115H135ZM187 116H188V115H187ZM187 116H186V117H187ZM189 116H191V114H190ZM192 116L194 117V118H192V120H193V119L196 120V118H197V120H199V119H198V116L195 118L196 114H195V116H194V114H192ZM206 116H207V113H205V118H206ZM210 116H211V115H209V118H208V117H207V118H208V119H211ZM232 116L234 117L235 115H232ZM232 116H231V118L233 119ZM243 116H244V114H243ZM257 116H259V115L254 116V118H256ZM2 117H3V115H2ZM17 117H18V118H17ZM24 117H25V116H24ZM24 117H23V118H24ZM119 117H120V116H119ZM172 117H173V116H172ZM172 117H171V118H172ZM181 117H183V116H181ZM203 117H204V116H203ZM223 117H224V116H223ZM225 117H226V116H225ZM227 117H228V116H227ZM236 117L238 118V114H237V116H235V119H236ZM239 117H240V115H239ZM244 117L247 118L248 116H244ZM0 118H1V116H0ZM6 118H7V117H6ZM9 118H10V116H9ZM9 118H8V119H9ZM23 118H22V119H23ZM122 118H124V117H122ZM146 118H147V117H146ZM174 118H175V117H174ZM183 118H185V117H183ZM183 118H181V119H183ZM189 118H190V117H189ZM254 118H253V119H254ZM4 119H5V118H3V120H4ZM8 119H6L5 122H7ZM102 119L100 120V118H98V120H100V121H97V120H96V121L101 123V122H102ZM105 119L107 120V122H106L107 125L104 124L105 126H107L106 128H105V127H102L101 125L98 126V123H97V126H98V127H102V128H105V129L107 130V131H106L105 129H103V130H104V131H103V130L101 129V131L104 132V133H103V132H101V133L104 134L105 136H102L101 134H99V135L101 136V137H100L98 134H96L97 136H99V138H100V139H99L96 135H94V136L97 137V138H96V137H95V138H96V141H98L99 145H100V144H101V145L103 144L104 146H105L104 142H106V140L108 139V136H107V138H106V135H107L108 133H111V134H112V132L114 133L115 130H116V128H114L115 130L112 129V132L109 131V130L112 128V126H111V128L108 129V128L110 127V123H111V121H110V119H109V120H108L107 118H105ZM105 119L103 120L104 123H105ZM115 119H116V118H115ZM120 119H121V117L118 119V121H119ZM134 119H135V118H134ZM137 119H138V116H137ZM172 119H173V118H172ZM177 119H178V117L176 118V120H177ZM179 119H180V117H179ZM187 119H188V118H187ZM212 119H214V121H216V120H215V117L213 118V116H212ZM216 119H217V118H216ZM218 119H219V118H218ZM226 119H227V118H226ZM226 119H225V120H226ZM228 119H229V118H228ZM235 119H233V121H234ZM1 120H2V119H1ZM1 120H0V122H2ZM9 120H10V119H9ZM28 120H29V117H28ZM91 120H92V119H91ZM116 120H117V119H116ZM123 120H124V119H123ZM147 120H148V119H147ZM170 120H171V119H170ZM173 120H174V119H173ZM173 120H172V121H173ZM176 120H175V121H176ZM190 120H191V119H190ZM192 120H191V121H192ZM201 120H203V119H201ZM206 120H207V119H206ZM222 120H224V118H223ZM230 120H231V119H230ZM237 120H239V119H237ZM251 120H252V119H251ZM257 120H258V118H257ZM10 121H11V120H10ZM10 121H8V122L10 123ZM18 121H19V120H18ZM20 121H21V120H20ZM23 121L25 122V120H23ZM86 121H87V120H86ZM86 121H85V119H84L85 124H86ZM89 121H90V120H89ZM96 121H95V122H96ZM109 121H110V122H109ZM150 121H152V119H150ZM150 121H149V122H150ZM155 121H156V120H155ZM191 121H189V123H190ZM204 121H205V119H204ZM212 121H213V120H212ZM255 121H256V119H255ZM258 121H259V120H258ZM5 122L3 121V123H5ZM26 122H28V121L26 120ZM84 122H83V123H84ZM108 122H109V126H108ZM137 122H138V121L136 120V123H135V124H138ZM177 122L180 123L181 121H177ZM177 122H176V123H177ZM182 122H184V121H182ZM182 122H181V123H182ZM192 122H194V121H192ZM198 122H199V121H198ZM229 122H230V125H231V124H232V121H229ZM9 123H7V124H9ZM28 123H29V122H28ZM87 123H88V122H87ZM92 123H94V122L92 121ZM92 123H91V124H92ZM184 123H185V122H184ZM199 123H201V122H199ZM210 123H211V121H210ZM226 123H227V125L229 124L228 121H226ZM253 123H254V122H253ZM94 124H95V123H94ZM174 124H175V123H174ZM191 124H196V122H195V123H191ZM202 124H203V123H202ZM211 124H212V123H211ZM259 124H260V123H259ZM88 125H89V124H88ZM112 125H113V124H112ZM115 125H116L117 127L119 126L118 124H115ZM115 125H114V127H115ZM176 125H177V127H178L177 129H179V126H180V127H183L181 124H180V125L176 124ZM196 125L198 126V124H196ZM205 125H207L206 122H205ZM224 125H225V123H224ZM224 125H223V126H224ZM120 126H121V125H120ZM123 126H125V125H123ZM127 126H128V125H127ZM136 126H138V125H135L134 127H136ZM188 126H190V125H187V124H186L187 129L189 128ZM197 126H196V127H197ZM199 126H201V125L199 124ZM233 126H234V124H233ZM34 127H35V126H34ZM37 127H40V126H37ZM37 127L35 128L36 130H33V131H37ZM89 127H90V126H89ZM93 127H94V126H93ZM93 127L91 126V127H90V130H92L91 128H93ZM95 127H96V126H95ZM95 127H94V128H95ZM98 127H96L97 130L99 129ZM128 127H129V126H128ZM130 127H132V126H130ZM134 127H133V128H134ZM186 127L184 126L185 129H186ZM193 127H195V126L193 125ZM210 127H211V126H210ZM210 127H209V129H210ZM212 127L214 128V126H212ZM217 127H218V126H217ZM234 127H235V126H234ZM234 127L232 128V126H231V129H230V128H227V127H225V128H227L228 130H230V131L232 132V130L235 129ZM241 127H242V126H241ZM94 128H93V129H94ZM119 128H121V127H119ZM136 128H138V127H136ZM171 128H172V127H171ZM184 128H183V129H184ZM202 128H204V127H200V131H202L201 133L204 132L203 130H201ZM207 128H208V127H207ZM225 128H222V129H225ZM42 129H43V128H42ZM42 129H41V127H40V129H38V130H39V133H41L40 130H42ZM96 129H95V130H92V131H94V133H96V132H95V131H97ZM173 129H174V128H173ZM175 129H176V126H175ZM187 129H186V130H187ZM204 129H205V128H204ZM227 129H226V131H227ZM245 129H246V127H245ZM245 129H244L243 131H245ZM99 130H100V129H99ZM113 130H114V131H113ZM117 130H119V131H117L116 134H118L119 132H122V131H120V129H117ZM132 130H134V129H132ZM168 130H169V129H168ZM216 130H217V129H215V130L212 129V132H213V131H216ZM246 130H247V129H246ZM28 131H29V130H28ZM33 131H31V135H33V134H32V133H34ZM42 131H43V133H44V130H42ZM124 131H125V130H123V132H124ZM136 131H137V130H136ZM171 131H172V130H171ZM21 132H22V131H21ZM26 132H27V131H26ZM167 132H170V131H167ZM210 132H211V131L209 130V133H210ZM218 132H219V131H218ZM218 132H216V133H217L216 135H218ZM236 132H237V130H236ZM24 133H25V132H24ZM35 133H37V132H35ZM35 133H34V134H35ZM45 133H46V132H45ZM91 133L94 134L93 132H91ZM91 133H90V134H91ZM99 133H100V131H99ZM126 133H127V132H125V135H130L129 133H128V134H126ZM146 133H147V132H146ZM201 133H200L199 135H201ZM205 133H206V132H205ZM209 133H208V134H209ZM223 133H224V132H223ZM223 133H222V137L224 136ZM228 133H229V132H227V134H228ZM37 134H38V133H37ZM120 134H122V133H120ZM165 134H167V133H165ZM169 134H170V133H169ZM171 134H176V133H172V132H171ZM208 134L206 133V139H209V140L211 139V140H212L211 137H210V138L207 137V136H209ZM219 134H220V132H219ZM225 134H226V132H225ZM231 134L235 135V130H234L233 133H231ZM42 135H43V134L41 133L40 136H42ZM109 135H110V134H109ZM112 135H113V134H112ZM112 135H110L111 138H112V137L115 138V136H116L115 133H114L113 136H112ZM178 135H180V133H179ZM178 135H177V136H178ZM197 135H198V134H197ZM199 135H198V136H199ZM210 135H211V134H210ZM212 135H213V134H212ZM33 136H34V135H33ZM38 136H39V134H38L36 137L39 138L40 136H39V137H38ZM110 136H109V138H110ZM167 136H168V134H167ZM173 136H174V135H173ZM177 136H176V137H177ZM181 136H183V134H182ZM181 136H179V137H181ZM193 136H195V135H193ZM213 136H214V135H213ZM242 136H243V134H242ZM249 136H250V135H249ZM252 136H253V135H252ZM252 136H251V137H252ZM20 137H21V136H20ZM34 137H35V136H34ZM130 137H131V136H130ZM130 137H129V138H130ZM161 137H162V136H161ZM164 137H165V136H164ZM169 137H170V136H169ZM179 137H177V139L174 137L173 140H174V144H176V145L178 144L179 147H180V143H179V141L181 142V140L177 141L178 143H176V141H175V140L180 139ZM195 137H196V136H195ZM199 137L201 138V136H199ZM204 137H205V135H204ZM204 137H202V138L204 139ZM215 137H216V136H215ZM219 137H220V135H219ZM219 137H217V138H219ZM226 137H227V136H225V138H226ZM37 138H35V139L32 138V139H33V141H34V140L36 141ZM40 138H41V137H40ZM40 138L38 139V141L40 140ZM103 138H106V140L104 141ZM117 138H118V136H117L115 139L117 140ZM167 138H168V137H167ZM170 138H171V137H170ZM184 138H185V135L183 136V138L181 137V139H184ZM190 138H191V137H190ZM230 138L232 139V137H230ZM10 139H11V138H10ZM10 139H8V140H10ZM32 139H30V141H32ZM97 139H98V140H97ZM118 139H119V138H118ZM171 139H172V138H171ZM186 139H187V138H186ZM191 139H192V138H191ZM196 139H199V138L196 137ZM203 139H202V140L199 139V140L203 141V144H202L201 141H200V142H199V141L196 142V143H197V144H196L195 141H194L195 139H193L194 143L192 142V144H195V145L197 146L198 149H197L195 146H193V145L188 146L189 141H188V143H185V144H184L185 146L187 145V146L190 148V150L192 151V153H191L192 155H193V153H194L193 157H195V155H196V157L193 158L194 160H195L196 158H201L200 160H203V161H202L203 163H204V161H206V163H207V161L209 162L210 159H213L212 156H213V155H216V154L218 153V151L220 152V150H222V152H223V149L225 150V147H224L223 149H219V150H218V147H219L220 144L222 143V142H221V138L219 139L220 142L218 141L219 144H217L218 146L216 147L218 151L216 150V148H215V149H212L214 146H216V145H213V143L216 144V143H215L216 140H215L214 138H213V141H214V140H215V141H214V142L212 141V144L210 143L211 140H210V141L208 140V144L210 143V144H209L210 146H209L208 144H206L205 140H203ZM222 139H223V138H222ZM246 139H247V138H246ZM6 140H7V139H6ZM110 140H111V139H110ZM122 140H123V138H122ZM124 140H125V139H124ZM227 140H229V139H227ZM234 140H235V139H234ZM234 140L230 141L231 144H232V142H233ZM236 140H237V139H236ZM250 140H251V139H250ZM256 140H257V142H256V143H257L256 146H258V138H257ZM12 141L15 142V141H16V138H14V140L12 139ZM18 141L20 142V139H19V138H18ZM18 141H17V142H18ZM21 141H22V139H21ZM23 141H24V140H23ZM56 141H57V139H56ZM99 141H100V142H99ZM102 141H104V142L102 143ZM126 141H127V140H126ZM146 141L149 143V140H146ZM168 141H169V139H168ZM185 141H186V140H185ZM196 141H197V140H196ZM223 141H224V142H223V144H224L223 146H228V142H229V141L226 142L225 139H224ZM247 141H248V140H247ZM24 142H26V141H24ZM24 142H21V144L24 143ZM111 142H113V140H112ZM124 142H125V141H124ZM186 142H187V141H186ZM225 142L227 143V145H225V144H226ZM235 142H236L235 145L238 144L237 141H235ZM251 142H252V141H251ZM30 143H31V145H32V142H30ZM36 143H37V142H36ZM36 143H35V144H36ZM106 143H107V142H106ZM190 143H191V141H190ZM190 143H189V144H190ZM198 143H199V145H200V143H201L202 146H204V143H205L208 147H207L206 145H205L204 147H201V145H200V147H199V146H198ZM244 143L246 144V142H244ZM247 143L249 144V141H248ZM259 143H261V142H259ZM262 143H263V142H262ZM18 144H19V145H18ZM18 144H16V145H18V147H19V146H21V147L24 146V145H20V143H18ZM28 144H29V143H28ZM28 144H27V146H28ZM107 144H108V143H107ZM107 144H106V146H107ZM123 144H124V143H122V145H123ZM125 144H126V143H125ZM143 144H144V143H143ZM145 144H146V143H145ZM145 144H144V145H145ZM182 144H183V143H182ZM251 144H252V145H253V144L255 145V143H251ZM263 144H264V143H263ZM263 144H262V145H263ZM14 145H15V144H14ZM31 145H29V146H31ZM36 145H37V144H36ZM101 145H100V146H101ZM103 145H102V146H103ZM108 145H109V144H108ZM146 145H147V148H148V147H149L148 144H146ZM172 145H173V144H172ZM178 145H177V146H178ZM184 145H183V147H184ZM212 145H213V147H212ZM221 145H222V144H221ZM232 145H233V144H232ZM235 145H234V146H235ZM239 145H240V144H239ZM241 145H243V144H241ZM246 145H247V144H246ZM1 146H2V148H5V146H4V147H3V145H1ZM1 146H0V147H1ZM29 146H28V148H29ZM126 146H127V145H125V147H126ZM187 146H186V148H187ZM191 146H192L194 149H191V148H192ZM223 146H222V147H223ZM249 146H250V144H249L247 147H249ZM12 147H13V146H12ZM15 147H17V146H15ZM15 147H13L15 152H12L13 150L11 151L13 154L16 153V150H17V151L19 150V149H16ZM21 147H19V148H21ZM144 147H146V146H144ZM144 147H143V149H144ZM171 147H172V146H171ZM222 147H221V148H222ZM228 147H229V146H228ZM235 147H236V149H233V150H237V149H238L237 146H235ZM238 147H240V146H238ZM260 147H261V146H260ZM262 147H263V146H262ZM262 147H261V148H262ZM2 148H1V149H2ZM10 148H11V146H10ZM25 148H26V152H25V154H27L28 149H27L26 146H25ZM175 148H176V149H175L176 151H177V150L180 151L179 149L182 148V146H181L179 149H177V147H175ZM186 148H185V147H184V149L182 148V151L185 150ZM195 148H196V149H195ZM199 148H201V149H199ZM202 148H205V149H202ZM206 148H207L208 150H206ZM226 148H227V147H226ZM230 148H231V150H232V147H230ZM230 148L226 149V151H224V152H228V151L230 152ZM1 149H0V150H1ZM15 149H16V150H15ZM129 149H130V148H129ZM129 149H127V150L129 151ZM149 149H150V148H149ZM209 149H210V151H209ZM239 149H240V148H239ZM239 149H238V151H239ZM263 149H264V147H263ZM2 150H3V149H2ZM10 150H11V149H10ZM20 150H21V149H20ZM23 150L25 151L24 147H23ZM23 150H21V151H23ZM127 150H126V152H127ZM130 150H131V149H130ZM144 150H146V148H145ZM186 150H187L188 152L190 151V150H188V149H186ZM195 150H196V151H195ZM198 150H200V151H198ZM233 150H232V151H233ZM240 150H241V149H240ZM248 150L250 151V154L254 152V151L251 152V149H250V148H249V149L247 148V151H248ZM3 151H4V150H3ZM5 151H6V150H5ZM147 151H149V150L147 149L146 151H143V152L146 153ZM152 151H154V150H151V149H150V151H149V152H151V153H150L151 155L154 153V152L152 153ZM191 151H190V152H191ZM193 151H195V152H193ZM201 151H202V152H201ZM203 151L205 152V154H204ZM216 151H217V152H216ZM238 151H237V152H238ZM1 152H2V151H1ZM7 152H8V151H7ZM7 152H6V153H7ZM9 152H10V151H9ZM9 152H8L6 155H5V153H2L3 155L0 154V157H1V156H2V157H3V156H4V157L7 156V155L9 154ZM11 152H10V154H11ZM18 152H20V151H18ZM180 152H181V151H180ZM188 152H187V153H188ZM207 152H208V153H207ZM209 152H210V155H212V156H210V155L208 156ZM212 152H213V153H212ZM215 152H216V153H215ZM222 152H221V153H218V154L216 155V157H217V159H218V160L216 159L217 161H219V160L221 159V161L217 162V165H215L216 163L214 164V162L211 160V161L213 162V165H215L216 168H217L218 163L221 162V165H222L223 162H224V159H223V158H225L224 165H225V163H226V167L223 165L222 168H219L220 170L224 169V167H225V168H228V166L231 165V164H230V165L227 166L228 163L226 162V160L229 158V157H228V158L226 159V157H227L226 155H227V154H230V153H229V152H228V153H224V152H223L225 155H221ZM261 152H263V151H261ZM21 153H22V152H21ZM122 153H124V156H126V155H125V154H126V153H125V150H124V152H122ZM147 153H148V152H147ZM177 153H178V152H177ZM183 153H185V152H182V155H183L184 158L186 159V155H187V154L185 153V154H186V155H185V154H183ZM199 153H200V154L203 153L204 155L201 154V156H198V157H197V155H198ZM206 153H207V154H206ZM231 153H232V152H231ZM13 154H12V157L14 156ZM17 154L19 155V153H16L15 155H17ZM25 154H23V156H24ZM28 154H29V152H28ZM131 154L133 155V153H131ZM137 154H138V153H136V154H134V155H137ZM140 154H141V153H140ZM148 154H149V153H148ZM148 154H146V155H148ZM175 154H176V153H175ZM191 154L189 155V156H190V159H189V156L187 155V160H185V163H184V162H181V163H180V160H179V162H178L179 170H182V169H180V168H182V164H185V165H187V167H188V163H190V162H188V160H191V159H192ZM200 154H199V155H200ZM233 154H235V151H233ZM237 154H239V153H236V155H237ZM253 154H254V153H253ZM259 154H260V153H259ZM263 154H264V153H263ZM20 155H22V154H20ZM20 155H19V157H20ZM151 155H150V156H147V157H151ZM179 155H180V154H179ZM219 155H220V156H219ZM236 155H234L233 157H236L237 159H239ZM129 156H130V155H128V158H129ZM137 156H138V155H137ZM137 156H135V157H137ZM176 156H177V155H176ZM203 156H204V157H203ZM205 156H206V157H205ZM222 156H223V157H222ZM224 156H225V157H224ZM2 157H1V158H2ZM4 157H3V158H4ZM10 157H11V155H10ZM12 157H11V160L14 159V158H12ZM131 157H132V156H131ZM141 157H142V156H141ZM144 157H145V156H144ZM144 157H143V158H144ZM154 157H155V156L153 155V158H152V159H154ZM177 157H178V156H177ZM202 157H203V159H202ZM208 157H209V158L211 157V158L209 159ZM231 157H232V156H231ZM241 157H242V156H240V158H241ZM257 157H258V156H257ZM15 158H16V156H15ZM95 158H98L97 155H96ZM124 158H125V157H124ZM138 158H139V157H137V158H135V159H138ZM184 158H183V157H182V159L180 158L181 161H184V160H183ZM205 158H208L209 160H208V159H205ZM219 158H220V159H219ZM258 158H260V157H258ZM258 158H257V159H258ZM98 159H99V158H98ZM131 159H132V158H130V160H131ZM150 159H151V158H150ZM178 159H179V157H178ZM214 159H215V158H214ZM222 159H223V160H222ZM229 159L231 160V158H229ZM14 160H16V159H14ZM101 160H102V159H101ZM101 160H100V161H101ZM130 160L127 159V161H130ZM140 160H142V159H140ZM143 160L145 161V162L143 161L145 165L143 164L142 161H138L139 163L142 162V164H140V165H141V166L144 165V168L147 167L146 169L151 168V165L149 166L148 163L146 162V161L148 160V158H147L146 160H145V158H144ZM156 160H157V159H156ZM176 160H177V159H175V162H176ZM197 160H198V159H197ZM197 160H196V161H197ZM232 160L234 161V158H233ZM235 160H236V159H235ZM239 160H240V159H239ZM239 160H238V161H239ZM100 161H98V164H99ZM133 161L136 162V160H134V159H133L132 161H130V162H133ZM151 161H153V160H151ZM177 161H178V160H177ZM196 161L191 160L192 163H190V165H189L188 168H190V170H191V167L194 168V166H195L194 170L192 169L191 171H194V172H196V174H197L198 171L196 170V166H197V167H199V166L201 167L202 165H200V163H198V162H196ZM211 161H210V162H211ZM227 161H228V160H227ZM233 161H231V162L229 161V162L233 164ZM135 162H134V163H135ZM138 162H137V163H138ZM148 162H149V161H148ZM157 162H158V161H155V164H156ZM186 162H187V164H186ZM199 162H200V161H199ZM210 162H209V163H210ZM234 162H236V161H234ZM239 162H240V164L243 163L242 161H239ZM128 163H129V162H127V164H128ZM134 163H133V164H134ZM139 163H138V164H134L133 166L131 165V166L134 167V168H135L136 165H137V168H135V171H134L135 173H137V172H136V169H140V168H141V166L139 165ZM151 163H152V162H150V164H151ZM193 163H194V165L192 166L191 164H193ZM196 163H198L199 165H196ZM203 163H202V164H203ZM206 163L204 164V165H205L204 167H207L208 164L206 165ZM127 164H126V165H127ZM153 164H154V162L152 163V165H153ZM155 164L153 165L154 167L152 166L153 170L155 169ZM158 164H159L158 166L160 167V169H161V168H162V169H161V171H160V170H159V171H156V170H155L156 173H155V172H152V176H154L155 174H156V176H158L157 174H159V175L161 174V176L164 175V173H165V171H166V170H165V169H166V166H163V164H162V166H161V165H160V160H159V163H158ZM179 164H181V166H180ZM234 164H235V163H234ZM234 164H233V165H234ZM146 165H147V166H146ZM185 165H183V166H185ZM211 165H212V163H211ZM219 165H220V164H219ZM221 165H220V167H221ZM237 165H238V162H237ZM242 165H243V164H242ZM242 165H241V166H242ZM262 165H264V162H263ZM138 166H139L140 168H138ZM148 166H149V167H148ZM174 166L178 167L177 165H174V164L172 165V164H171V167L174 168ZM190 166H191V167H190ZM209 166H210V165H209ZM209 166H208V169H207V170H211V169L214 170V169H215L214 167H211V166H210L211 169H209ZM132 167L130 168V163H129V166H128L127 169H132ZM156 167H157V166H156ZM163 167H164V168H163ZM169 167H170V166H168V168H169ZM171 167H170V168H171ZM218 167H219V166H218ZM232 167H233V166H232ZM235 167H238V166H235ZM235 167H234V169H235ZM239 167H240V165H239ZM239 167H238V168H239ZM134 168H133V169H134ZM170 168H169V169H170ZM213 168H214V169H213ZM133 169L131 170V175L133 174ZM156 169L158 170V167H157ZM175 169H176V168H174V171H173V169L171 168V169H170V172L172 171V172L174 173V172H176V171L178 170V169H176V170H175ZM183 169H184V168H183ZM186 169H187V168L185 167V171H186ZM198 169H199V171H200L201 168H198ZM205 169H206V168H205ZM219 169H217V171H218ZM231 169H232V168H230V169L228 168V169H225L224 171L227 170L226 173H227L228 175H230V173L233 172ZM239 169L241 170L242 168H239ZM149 170L151 171L152 169H149ZM149 170H148V172H149ZM188 170H189V169H188ZM202 170H204V169L202 168ZM207 170H206V171H207ZM212 170H211V172H212ZM228 170H231V172L228 173V172H229ZM243 170H244V169H243ZM243 170H242V171H243ZM145 171H146V170H145ZM183 171H184V170H183ZM183 171H181V172H183ZM214 171H215V170H214ZM217 171H216V172H217ZM128 172H130V171H128ZM138 172H139V171H138ZM140 172H141V171H140ZM146 172H147V171H146ZM148 172H147V174H148ZM157 172H158V173H157ZM159 172H161V173H159ZM162 172H163V174H162ZM167 172H168V170L166 171L165 174H168ZM172 172H171V173H172ZM181 172H178V174H181ZM200 172H201V171H200ZM234 172L236 173V169L234 170ZM234 172H233V173H234ZM126 173H127V172H126ZM153 173H155V174H153ZM173 173L171 174L172 176H174V174H175V173H174V174H173ZM176 173H177V172H176ZM183 173H184V175H185V172H183ZM186 173H187V172H186ZM201 173H203V172H201ZM204 173H205V171H204ZM204 173H203L202 175H204ZM219 173H220V172H218V175H219ZM224 173H225V172H224ZM224 173H222L223 176H224ZM233 173H232V174H233ZM237 173H238V172H237ZM237 173H236V174H237ZM244 173H245V171H244ZM128 174H130V173H128ZM128 174H127V175H128ZM139 174H141V173H139ZM149 174H150V176H151V173H149ZM187 174H189V172H188ZM227 174H225L226 176H224V177L229 178ZM240 174H241V172H240ZM131 175H130V176H131ZM133 175H134V176L136 175V182H134L135 177L133 178V177H132ZM133 175L131 176L133 179L131 178V180H130V181L133 180V181L131 182V184H133V182H134V184L131 185V186H134V187H132V190H133V191L131 190L132 192H134V188H135V189L138 188V187H137L138 184L141 183V182H138V181H137V178H138L139 175H138V174H133ZM137 175H138V176H137ZM169 175H170V174H169ZM169 175H166V176H169ZM176 175H177V174H176ZM181 175H182V174H181ZM197 175H201V174H199V172H198ZM205 175H208V174H205ZM205 175L203 176V178L206 177ZM214 175L216 176V173H214ZM238 175H239V174H238ZM27 176H28V174H27ZM29 176H30V175H29ZM130 176H129V177H130ZM166 176H165V175L162 176V177H163L162 179H165L164 177H166ZM178 176H180V175H178ZM241 176H242V174H241ZM244 176H245V174H244ZM22 177H25V176L21 175V178H22ZM198 177H199V176H198ZM230 177H232V176H230ZM237 177H238V176H237ZM19 178H20V177H19ZM19 178H18V179H19ZM167 178H168V177H166V179L164 180L165 183H161V186H160V184H159L160 188H162V187L164 188L165 184H166L167 187H169V186L167 185V183H166V182H167ZM169 178H171V176H169ZM169 178H168V179H169ZM241 178H242V177H241ZM129 179H130V178H129ZM184 179H185V177H184ZM205 179H206V178H205ZM205 179H204V181H205ZM1 180H2V179H1ZM24 180H27V179H24ZM24 180H23V181H24ZM138 180L141 181L140 178H138ZM231 180H232V179H231ZM233 180H234V179H233ZM242 180H243V179H242ZM21 181H22V180H21ZM21 181H20V183H21ZM168 181H169V180H168ZM206 181H207V180H206ZM206 181H205V182H206ZM229 181H230V179H229ZM126 182H127V184H130V183H128V181H126ZM126 182H125V183H126ZM170 182L172 183L171 179H170ZM236 182H237V181H236ZM241 182H242V181H241ZM135 183H136V184H135ZM150 183H151V182H150ZM183 183H184V181H183ZM212 183H213V182H212ZM142 184L144 185V182H143ZM153 184H155V183H153ZM162 184H163V185H162ZM168 184H169V182H168ZM173 184H175V183H173ZM185 184H186V183H185ZM208 184H211V183H208ZM231 184H236V186H238L237 183H234V182H232ZM21 185H22V184H21ZM140 185H141V184H140ZM149 185H150V184H149ZM155 185L158 186L157 184H155ZM169 185H171V184H169ZM180 185H181V183H180ZM206 185H207V183H206ZM251 185H252V184H251ZM131 186H130V188H131ZM166 186H165V187H166ZM186 186H187V184H186ZM186 186H185V187H186ZM210 186H213V187H214V185H212V184H211ZM123 187H124V186H123ZM128 187H129V185L127 186V188H128ZM153 187H155V186L153 185ZM173 187H175V186H173ZM173 187L171 188V190L173 189ZM182 187H183V184H182ZM204 187H205V186H204ZM138 189H140V188H138ZM165 189H166V188H165ZM168 189H169V188H167L166 191H167ZM174 189H175V188H174ZM174 189H173V192L175 191L174 194H177V195L179 194L178 197L180 198V196H181V194H182L181 192H182V190H183L184 188L181 189V192H180L178 189H177V190H174ZM248 189H250V188H247V192H249ZM152 190H153V188H152ZM155 190H156V189H155ZM137 191H138V190H137ZM158 191H159V190H158ZM163 191H164V190H163ZM168 191L171 192L170 190H168ZM177 191H178L179 193H178ZM135 192H136V190H135ZM152 192H154V191H152ZM156 192H157V191H156ZM169 192H167L166 194H168ZM173 192H171V193L173 194ZM176 192H177V193H176ZM195 192H196V190H195ZM199 192H200V191H199ZM199 192L197 191L196 194L193 193V196H192V194H191V199H192L193 201L191 200V201L189 202L190 204H191V202H194V198L196 197V195H197ZM250 192H251V191H250ZM154 193H155V192H154ZM158 193L163 195L164 192L161 193V191H160V192H158ZM171 193H169V194H171ZM136 194H137V196H138V193H136ZM147 194H148V193H147ZM152 194H153V193H152ZM156 194H157V193H156ZM166 194H164V196H166V197L163 196V198H164L165 200L167 199V195H166ZM169 194H168V196L170 197ZM194 194H195V196H194ZM201 194H203L204 197H203ZM134 195H135V194H134ZM150 195H151V193H150ZM153 195H154V194H153ZM182 195H183V194H182ZM184 195H185V194H184ZM250 195H251V193H250ZM137 196H136V197H137ZM148 196H149V195H148ZM171 196H173V195H171ZM187 196H189V195H187ZM187 196H185V197L183 198V199L185 200V202H184L183 205H185V203H186V201H187V200L185 199ZM197 196H198V197L195 198V202H196V203L194 202V203H193L194 205L191 204L189 210H192V206H194V207H193V211H190V212H193V213H194V212H195V213H200V212H201V213H202L201 215L205 214V217L208 218V216H210V214H208V213H209L208 210H209L210 207L207 208V210H206V206H204V205H208V204H206V203H210V202H209V201L206 202L207 200L205 201L204 199H205V197H206V199H209V198H208L207 196H205V193H204V192H201V193H200V196H202V198H204V199L201 200V197H199V194H198ZM219 196H220V194H219ZM157 197H158V195H157ZM169 197H168V198H169ZM182 197H183V196H182ZM222 197H223V196H222ZM222 197H221V198H222ZM147 198H149V197H147ZM154 198H155V197H154ZM161 198H162V196H161ZM172 198H173V197H172ZM172 198H171V199H172ZM212 198H213V197H212ZM221 198H220V199H221ZM123 199H124V201H126V199H125L124 197H123ZM132 199H133V198H132ZM132 199H131V200H132ZM177 199H178V198H177ZM187 199H188V201L190 200V198H187ZM198 199H199V201H196V200H198ZM213 199L215 200V197H214ZM213 199H212V200H213ZM216 199H217V197H216ZM225 199H226V198H225ZM147 200H148V199H147ZM162 200H163V199H162ZM165 200H163V201L166 202ZM173 200H174V199H173ZM214 200H213V201H214ZM222 200H223V199H222ZM132 201H133V200H132ZM137 201H138V197H137V200L135 201L136 204H134L135 202L133 201V204H134L135 206L137 205ZM169 201H170V198H169ZM174 201H175V200H174ZM174 201H172V204H173ZM204 201H205V204H204ZM220 201H221V200H220ZM226 201L228 202L229 199L226 200ZM226 201H225V202H226ZM139 202H140V201H139ZM148 202H149V201H148ZM167 202H168V201H167ZM176 202H177V201H176ZM198 202H199V203H198ZM200 202H201V203H200ZM202 202H203V203H202ZM222 202H224V201H222ZM225 202H224V203H225ZM143 203H144V202H141L140 205H141V206H142V205L144 206L145 203H144V204H143ZM150 203H151V202H150ZM154 203H155V202H154ZM158 203H159V202H158ZM169 203H171V202H169ZM189 203H188V204H189ZM161 204H162V203L160 202V205H161ZM164 204H165V203H164ZM166 204L168 205V203H166ZM215 204H216V202H215ZM128 205H129V204H127V208L124 207L125 210H127V212H128V208H129V207H130V210H132V207H131L132 204H131V206H129V207H128ZM140 205L138 204L137 206H140ZM146 205H149V206H150L151 204H147V203H146ZM146 205L144 206V211H143V212H147V211H148V208H149V207L146 206ZM160 205H157V206H160ZM167 205H166V206H167ZM169 205H170V204H169ZM186 205H187V204H186ZM196 205L199 206V207H196ZM201 205L205 207V208H204V211L201 210V208H203ZM124 206H125V205H124ZM135 206H133V207L135 208ZM137 206H136V207H137ZM151 206H152V205H151ZM151 206H150V208H151ZM164 206H165V205H164ZM170 206L172 207V205H170ZM170 206H169L168 208H170ZM188 206H189V205H188ZM200 206H201V207H200ZM209 206H210V205H209ZM147 207H148V208H147ZM184 207H187V206H184ZM195 207H196V209H195L196 211H194V208H195ZM138 208H140V210H141L142 207H138ZM138 208H136V210H138ZM152 208H155V205L152 206ZM187 208H188V207H187ZM187 208H186V209H187ZM197 208H198V210H199L200 212L197 211ZM116 210H117V209H116ZM118 210H119L120 213H121L122 207H121V209H118ZM118 210H117V211H118ZM125 210H123L124 212H122V213H124L123 217H124V218H125V217L127 218L128 215H129L128 213H130V212L125 213ZM142 210H143V208H142ZM146 210H147V211H146ZM160 210L162 211V208H161V207H160ZM163 210H164V207H163ZM189 210H188V213L191 214V213L189 212ZM117 211H116V212H117ZM119 211H118V212H119ZM134 211H135V210H134ZM134 211L132 210L131 213L134 212ZM150 211H151V210H150ZM152 211L154 212V210H152ZM152 211H151V212H152ZM206 211H207V212H206ZM116 212H115V213H116ZM120 213H119V214H120ZM156 213H157V212H156ZM156 213H155V214H156ZM158 213L160 214V212H158ZM163 213H164V212H163ZM163 213L161 212V215H162ZM165 213H166V212H165ZM165 213H164V216L166 215ZM195 213H194V214H195ZM206 213H207V214H206ZM125 214H126V215L128 214V215L126 216ZM136 214H137V213H136ZM145 214H146V213H145ZM150 214H151V213H150ZM153 214H154V213H153ZM155 214H154V216H155ZM159 214L157 215V217H159ZM189 214H188V215H189ZM132 215H134V213H132L130 216H132ZM146 215H147V214H146ZM167 215H168V214H167ZM196 215H197V218H198V219H199V218H202L201 215H199V214H196ZM207 215H208V216H207ZM120 216H122V215H120ZM162 216H163V215H162ZM162 216L160 217L161 219H162ZM164 216H163V219H164ZM198 216H201V217H198ZM116 217H117V215H116ZM137 217H138V216H137ZM146 217H147V216H146ZM149 217H151V216H149ZM149 217H148V219H150ZM152 217H153V216H152ZM157 217H156V219H157ZM190 217H191V218H190ZM194 217H195V216H194ZM194 217H192V215L189 216V220L191 221L192 218L194 219ZM203 217H204V216H203ZM205 217H204V218H205ZM119 218H120V217H119ZM119 218H115V219H114L115 222H113V219H112V225H113V223H115V224H114V225H115V229L117 228V230L119 229V231L116 232L115 230H113V229H114V225H113L112 228H111V223H110L109 227H107V228H110V229H111V232L113 231L111 234H113V235H114V234H122V233L124 232V233L122 234L123 236L120 235L121 237H123V239L120 240V237L118 236L119 239L117 238V240H118V241H123V240H124L123 242L125 243V246H126V243H128V242L131 244V240H132V242H134V241H135V242H138V241H139V240L137 239L138 236H136V237L134 236L136 232L134 233V235L132 234L133 236L130 235V233H128V232H130V231H132V230H135V229H133V228L131 227L132 229L130 228L131 230H129V226H128L129 224L126 225L125 223H122V221H124L126 218L123 219V220H122V218L119 220ZM132 218H134V216H133ZM135 218H136V215H135ZM197 218H196V219H197ZM209 218H210V217H209ZM209 218H208V219H209ZM116 219L119 220V221H118L119 223L116 221ZM128 219H129V217H128ZM128 219H126V221H127ZM130 219H131V218H130ZM154 219H155V218H154ZM154 219H152L151 221H153ZM161 219H158V220L161 221ZM196 219H195V220H192V221H196ZM131 220H133V219H131ZM131 220H130V221H131ZM134 220H135V219H134ZM134 220H133V221H134ZM136 220H137V219H136ZM158 220H157V221H158ZM224 220H225V221H224ZM224 220H223V224L227 221L226 219H224ZM231 220H232V219L230 218V221H228V223L225 224V226L227 225V228H228V227L231 225V223L233 222V220H232V221H231ZM130 221L127 222V223H131ZM160 221H159V222H160ZM162 221H163V220H162ZM187 221H188V219H187ZM190 221H188V222H190ZM207 221H209V220H207ZM110 222H111V221H110ZM137 222H138V221H137ZM137 222H136V223H137ZM149 222H150V221H149ZM163 222H164V221H163ZM163 222H162V223H163ZM188 222H187V223H188ZM229 222H230V225H228ZM116 223H117L118 227H117ZM121 223H122L123 225H122ZM133 223H135V221H134ZM150 223H151V222H150ZM150 223H149V226H150ZM153 223H154V222H153ZM162 223H161V224H162ZM165 223H166V222H165ZM100 224H101V223H100ZM131 224H132V223H131ZM131 224H130V225H131ZM154 224H155V223H154ZM154 224H152V225H154ZM161 224H160V225H161ZM191 224H192V223H188V225H191ZM233 224H235V223H233ZM233 224H232V225H233ZM236 224H237V222H236ZM238 224H239V223H238ZM124 225H125V226H124ZM192 225H193V224H192ZM192 225H191V226H192ZM232 225H231V227H232ZM126 226H127V227H126ZM131 226H132V225H131ZM161 226H162V225H161ZM191 226H190V227L188 226V227H189L190 229H191V228L193 229L194 227H191ZM193 226H194V225H193ZM120 227H121V228H120ZM134 227H135V226H134ZM136 227H137V228H136V230H137V229H138V226H136ZM231 227H229V229H230ZM236 227H237V226H236ZM168 228H169V227H168ZM168 228L165 227L166 232L169 230ZM180 228H181V227H180ZM184 228H185V227H184ZM233 228H235V227L233 226ZM233 228H231V229H233ZM8 229H9V228H8ZM10 229H11V227H10ZM122 229H123V230H122ZM124 229H125V231H124ZM148 229H149V227H148ZM148 229H147V230H148ZM156 229H157V228H156ZM174 229H175V227H173V229L171 228V229L169 230V231H171L170 234L172 233V235H173V232H172V231H173ZM185 229H186V228H185ZM185 229H184V230H185ZM190 229H189V230L187 229L188 231L186 230L185 232H190V231H191ZM229 229H228V231H229ZM235 229L238 230V227L235 228ZM3 230H4V229H3ZM6 230H7V228H6ZM106 230H107V229H106ZM121 230H122V231H121ZM128 230H129V231H128ZM136 230H135V231H136ZM149 230H150V229H149ZM149 230H148V231H149ZM176 230H177V228H176ZM1 231H2V230H1ZM108 231H110V230H108ZM108 231H107V232H108ZM114 231H115V232H114ZM137 231H138V230H137ZM143 231H145V229H144ZM159 231H160V230H159ZM174 231H175V230H174ZM179 231L183 233V230L181 231V229H179ZM230 231H231V230H230ZM233 231L236 232L234 229H233L231 232H233ZM7 232L9 233L10 231H7ZM7 232H6V233H7ZM119 232H121V233H119ZM132 232H133V231H132ZM132 232H131V233H132ZM146 232H147V231H146ZM152 232H153V231H152ZM152 232H151V233H152ZM154 232H158V230H157V231L155 230ZM154 232H153V233H154ZM180 232H176V233H180ZM231 232H230V233H231ZM97 233H98V232H97ZM126 233H128V234H126ZM143 233H145V232H143ZM143 233H142V235H143ZM147 233H149V232H147ZM147 233H146V234H147ZM158 233H159V232H158ZM161 233H162V232H160L159 234H157V233L155 234V233H154L155 235H158L159 237H154V236L150 235V236H148V239H149V237L152 236L153 238L151 237V239H152L151 241L154 240V242H153V243L151 242V243H152L153 245H154L155 242H156L155 245H158V244H159L158 246H159L160 248H159V247H158V248H154L155 245H154V246H153L152 244H151V245L153 246V249H156V250L159 249L160 251L158 250V253H159V254H160V253L163 254V255H161V256L163 257V256L166 255L167 253H170V252H168L170 247L168 248V246H167V245H169L168 243H167V245L164 244L165 240H164V239H161V237H162ZM174 233H175V232H174ZM105 234H107V233H105ZM108 234L111 235L110 232H108ZM146 234H144V236H145ZM163 234H164V233H163ZM165 234H166V233H165ZM184 234H186V233H184ZM234 234H236V233H234ZM234 234H233V235H234ZM11 235H12V233H11ZM125 235H126V236H125ZM160 235H161V236H160ZM6 236H7V234H6ZM99 236H100V235H99ZM111 236H112V235H111ZM111 236H110V238H111ZM115 236H116V235H115ZM127 236H128V237H127ZM130 236L133 237V239L130 238V240L128 239L129 241H128V240L126 241V238H129ZM8 237H9V238H8ZM8 237H7L8 239H10V237H11L10 241H11V240L13 241L14 239H16L17 243L20 242V241H19L20 238L17 240V238H16L15 236H14V239H12L13 235L10 236V235L8 234ZM97 237H98V236H97ZM113 237H114V236H112V239L114 240ZM134 237H135V240H134ZM115 238H116V237H115ZM154 238L157 239V240L155 241ZM141 239H142V238H141ZM144 239H146V238H144ZM158 239H159V241H163V243H162V242H159V243H158ZM117 240L115 239V241H117ZM136 240H138V241H136ZM12 241H11V243H10V246H11V247H12V246L14 247V246H15L14 243H16V242H14L15 240L13 241L14 243H13ZM125 241H126V242H125ZM140 241H141V240H140ZM146 241H147V240H146ZM3 242H4V241H2L1 244L5 245ZM123 242H122V244H123ZM135 242L132 243L133 246L131 245V247H130V244L127 245V246H129L130 249H125V250H124V248H119V247H123L124 244H123V246H122V244H121L119 247L117 246L119 249H121V250H119V249H118V250H119V253L121 252L122 257H123V254L125 255V254L129 253L131 250H136L135 247L138 248V245H137V244H138L139 242L136 243V246H135ZM144 242H145V241H144ZM144 242H143V243H144ZM206 242H207V241H204L203 244L205 245ZM252 242H253V241H252ZM252 242H251V243H252ZM17 243H16V246H18V245L21 244V243H19V244L17 245ZM165 243H166V242H165ZM8 245H9V243H8ZM118 245H119V244H118ZM139 245H141V244L139 243ZM142 245H143V244H142ZM127 246H126V247H127ZM134 246H135V247H134ZM208 246H209V244L207 243V245L203 247V248H204V252H205L206 254H207V252L210 254L209 251H211V249H208V248H210V246H209V247H208ZM5 247H6V246H5ZM5 247L3 246V247H2V250H3ZM8 247H9V246H8ZM11 247H10V248H11ZM19 247H20V246H19ZM23 247H24V246H23ZM117 247H116V249H117ZM126 247H125V248H126ZM133 247H134V249H133ZM155 247H157V246H155ZM161 247H163V248H161ZM217 247H218V246H217ZM217 247H216V246H213V249H214V248L216 249V250H215L216 254L219 253L220 256H219V254H218V256H219L220 258H222V259H223V257H224V260H226V258H225L226 256H225L224 253H223V252H225L226 248L222 246V248L219 249V248H217ZM21 248H22V245H21ZM127 248H128V247H127ZM11 249H12V248H11ZM11 249H9V250H10L9 253L12 254V252L15 251L16 248L14 247V248H13L14 250L12 249V250H13L12 252H11ZM205 249H206V250H205ZM217 249H218V251H217ZM222 249H223V251H221ZM2 250L0 251L1 253H2ZM126 250H127V251L129 250V251H128V252H124V251H126ZM162 250H163V251H162ZM164 250H165L166 252H165ZM167 250H168V251H167ZM219 250H220V251H219ZM4 251H5V250H4ZM4 251H3V252H4ZM116 251H117V250H116ZM179 251H180V252H181V251L183 252L182 249L178 250V252H179ZM206 251H207V252H206ZM117 252H118V251H117ZM122 252H123V253H122ZM132 252H133V251H132ZM132 252H131V253H132ZM163 252H165V254H164ZM4 253H6V252H4ZM6 254H7V253H6ZM11 254H10V256H11ZM129 254H130V253H129ZM183 254H184V252H183ZM183 254L181 253V255H183ZM4 255H5V254H4ZM4 255L2 254V256H4ZM13 255H14V254H13ZM130 255H132V254H130ZM133 255H134V254H133ZM207 255H208V254H207ZM222 255H223V256H222ZM248 255H250V254H248ZM8 256H9V255H8ZM10 256H9V258H8L7 256H5V259L10 260V258H11ZM92 256H93V255H92ZM119 256H120V254H119ZM125 256H126V255H125ZM161 256L159 255V258H160ZM6 257H7V258H6ZM13 257H14V256H13ZM120 257H121V256H120ZM0 258H1L2 260L4 259V258H2V257H0ZM1 259H0V261H1ZM5 259H4L3 263L5 262ZM12 259H13V258H12ZM19 259H20V258H19ZM23 260H24V259H23ZM102 260H103V259H102ZM105 260H106V259H105ZM130 260H131V259H130ZM24 261H26V260H24ZM103 261H104V260H103ZM106 261H107V260H106ZM1 262H2V261H1ZM10 262L12 263V261H10ZM19 262H21V264H23V263H22V262H23L22 260L19 261ZM19 262H18V263H19ZM104 262H105V261H104ZM3 263H2V264H3ZM6 263L8 264L7 261L5 262V264H6ZM11 263H10V264H11ZM24 263H25V262H24ZM106 263H108V261H107ZM106 263H105V264H106ZM118 263L120 264L121 262H118ZM118 263H117V264H118ZM129 263H130V262H129ZM131 263H133V264H138L137 262H136V263H135V262H131ZM19 264H20V263H19ZM26 264H27V263H26ZM60 264H61V263H60ZM62 264H63V263H62ZM101 264H102V263H101ZM146 264H147V263H146Z\"/></svg>",
  "mask_w": 264,
  "mask_h": 264
}]
</instances>
